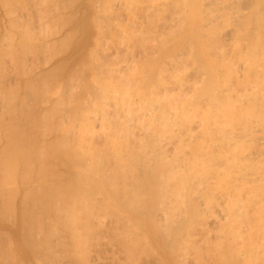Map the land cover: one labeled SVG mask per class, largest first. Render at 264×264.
Instances as JSON below:
<instances>
[{
  "label": "bare ground",
  "instance_id": "obj_1",
  "mask_svg": "<svg viewBox=\"0 0 264 264\" xmlns=\"http://www.w3.org/2000/svg\"><path fill=\"white\" fill-rule=\"evenodd\" d=\"M31 1H29V2H31ZM39 1H41V0H39ZM104 1H106L108 6L105 7V9H104V10L107 9L106 11H104V12L102 11V13H104V15L102 14V16H101V13H99V15L101 16L102 19L104 16L103 20L105 21V24L103 23V20H101V24H99L100 25L99 30L101 31L100 33H101V35L102 34L103 35L100 36L101 39L99 40L100 41L99 42L100 43V53L99 54L97 53V55H95V56H98V58H99L97 61L101 60L102 64L100 62L99 63L97 62L98 64H96V65L94 64L95 69L93 71L94 72L93 79L90 83L88 82L90 84L89 93H88V97H87L88 99L83 104H81V106L80 105L77 106V109L72 107L73 108L72 110L65 109V110H68V112L66 114L64 112L60 113L62 111V109L59 110V105H60L59 103H61L60 100L62 98L60 96H58V97H60V100L58 98L59 103H56V105L59 104L57 106H58V110L60 112L57 110L56 111L59 112L60 115L58 114V116H57L58 121L57 120L56 121L59 122V124L60 123L61 124L66 123V120L69 117L67 118V116H66L63 118V116L68 115L69 112H71L69 114H72V113L75 114V119H74L73 123L69 126L68 130L64 131V135L62 134L63 136H60V138H58V137H55V139L53 138L55 143L57 142V139H58V142L56 143L58 150H57L56 154L54 153V156H56V157H54L53 154L52 155L50 154V157L52 156L53 158H55V161L51 160L48 162V159H50V158H48V159L46 158L47 161L44 160V158L46 157L44 155L45 153H43V155L45 157L41 153V152H43L41 150V148L43 146L42 147L40 146V149H38V150H36L37 148H35L34 152H33V150L30 152V151H26L25 149H24L25 151H23V150L20 151V152H23L25 154V156L23 155V153H21V155H20L17 152V156L21 157L22 160L19 159V157L17 158V156H16V158L19 159V161H16L15 157H14L16 155V151H15L16 149L14 148L15 149L14 150L15 155L12 156L11 153L7 154V156H11L14 158L9 159V157L6 156L7 158H4V161L2 162L3 163L2 166H4L3 168L5 169L6 172H8V174H9V172H11V175H12V173L14 172L16 175L13 173L12 177L16 176L17 178L15 177L16 179L15 178L9 179V176H8V178L5 176L4 177L9 179L8 180L9 185H13V183L16 184L18 182L17 184L19 187H17V189H19V190H21V187L24 188V186L30 184V186H28V187L26 186V188H24L25 193H23L21 195V197L24 194H26L25 196H29L28 198H30L31 195L34 197V199H32V202L29 200V203L31 202L32 205L34 206L32 210H34V209L38 210L37 205H38V208H39V206H41V207H43V209H45V208L52 209L53 208L52 213H54V211H55L54 214H56V218L61 222L65 218V211L69 209V210H71V212L75 211L74 212V218L76 217L77 211L78 212L80 211L79 212L80 215H81V211H82V213H84V215L86 213V215L84 216V218L86 217V219H83V220H84V222L86 220V223H87V221L91 220L92 216L96 217L97 214H95V213L97 210L100 209V211H101V209L104 206L105 207L108 206L109 202L112 201L114 203V201H116L117 203L115 202L114 204L115 205L117 204L116 207H119L118 211H120V213L117 212V214H119V216H117V218H115L113 220L114 224H108L109 226L111 225V228L114 227V229H115V228H119L120 226L124 227L123 222H124L125 218L122 219L120 217H123L122 216L123 212H126L127 216L125 215V217L129 220V221H127V219L125 220V221H127V223L128 222L130 224L136 223L137 225L140 224V226L143 223L153 224V226H156V229H157L156 231L154 229V231L156 232V234H157V232L159 233V234H157L156 237L163 239V243H164V246L166 248L172 249L173 246L175 248V244L179 240L178 237L180 236V232L183 230L184 226L187 225V223H190L189 221H191V220L193 221V219L196 216L204 215L201 218L204 219V217H206V220L204 219V221H205L204 223L206 224V226H208L209 223L212 225H215V226L218 225V227L220 228L218 232L221 235L223 240L225 239L226 234L228 236L230 235L229 239L230 240L232 239V241H229L226 244L227 246H225L224 250H227L230 253L231 256H229V255L228 256L230 257V259L232 257L231 260H234V262H235L234 264H236V258H238L237 259V261H238L239 258L242 257L241 258L242 263L244 261V259H243L244 257H245V259H246V257H248L247 258L248 260H250L249 258H251V257L254 258L255 260L264 258V0H241V1H238V0H204V2L202 4H201V0H104ZM32 2H34V1H32ZM42 2H43V0H42ZM45 2H46V4H48V2L46 0H45ZM50 2H51V0L49 1V3ZM236 2H238V3L240 2V4H237ZM41 3H40V5H41ZM52 3H54V1ZM52 3H51V5H52ZM60 3L59 4L56 3V5L57 6L60 5ZM63 3H65V2H63ZM235 3L237 4V6H239L238 8L234 7ZM9 4H8V6H10ZM35 4L37 5V3H35ZM107 4H104V5H107ZM115 4H117V6L119 8H121L122 13L123 12L128 13L130 18L129 17L127 18V14L125 15L126 17H124V15H121L122 13H120V12H117L120 14H116V15L123 16L125 18V21H127V22L129 19L132 18L131 19L132 20L131 26L133 28L136 27L135 24L138 23L137 20H140V19H137L138 17H140L139 15L137 17V14H139L138 12L136 14L137 9L143 8L144 5H146L148 7L146 9L147 11L149 10V8H150V10L151 9L153 10V8H159V9H161L160 7H162V9L164 8V10H165L164 13L167 12V14L170 18L167 16L168 17L167 20H169V21L164 19V17L167 15V14H165L163 19L166 20V23L170 22V26H169L170 28L169 29H171L170 31H168V29L165 28L166 31H168V34L166 32H165V34H166V36L167 35L169 36V37L165 36V38L172 39L171 42L169 40L164 41L163 48L161 47V44H162L161 42H160L161 48L160 47L158 48L159 43L157 44L158 46L154 45L150 49L148 47L146 48L144 46V45L148 46V44L150 43V41H149V43L147 41V38H148L147 36H149V34H151V36H149V38H153L152 37L153 33H155L153 35L154 37H155V35L159 34L157 32L156 28L160 27V25L163 23L162 19H160V20H162L161 21L162 23H160V20L158 21L159 17L161 18L162 15H164V13L162 12L163 10H161V11L157 10V12L160 11V12H158L160 15V16H157L158 18L153 16L154 19L157 18L156 21L153 20V24H156L155 25L156 28L154 25H152V24H150V25L154 26L153 28L155 30L149 29L147 31L146 30L145 31L140 30V31L136 32L135 30H139V28L135 29V30H133V28H129L130 26H127L128 27L127 28L126 27L127 23H125V25H123L122 22L119 21V20H124V19H119L121 16L119 18H117L118 20L116 18H114L116 16L115 15L113 16V13L114 14L116 13L114 10L117 7L116 6L114 8ZM38 5H39V3H38ZM51 5H49V6H51ZM85 5H83V6H85ZM94 5H95V3H94ZM200 5L202 6L201 8H200ZM11 6H12V4H11ZM212 6H215V7H212ZM25 7H26V5H25ZM29 7H31V6H29ZM39 7H37V8H39ZM242 7H245L247 9V12H245L246 10L244 9L245 10L244 11L245 13H244ZM32 8H34V7H32ZM50 8H47V9L50 10ZM103 8H104V6H103ZM119 8L118 9L116 8V10L118 11ZM234 8L236 10H234V11L230 10V9H234ZM39 9H41V7ZM44 9H46V8H44ZM54 9H53V11H54ZM56 9L59 10L60 6H58ZM66 9H68V8H66ZM82 9H83V7H82ZM228 9H229V12H227ZM11 10L13 11V9H11ZM41 10H43V9H41ZM204 10L206 11V13L204 12ZM36 11H38V9H36ZM36 11H35V14H36ZM43 11H46V10H43ZM43 11H41V12H43ZM141 11H144V10L141 9ZM15 12L17 13L16 10H15ZM41 12H39V13H41ZM59 12H60V10H59ZM148 12H152V11H148ZM161 12L163 14H160ZM51 13H53V12H51ZM154 13H156V11ZM154 13L152 15H155ZM13 14H14V12H13ZM56 14H58L60 17V14L58 12ZM142 14L143 13H141V15ZM144 14H147L148 18L150 17L149 13L144 12ZM198 14H202L201 19H199L200 16L198 17ZM7 15L10 17L11 14L9 15L7 13ZM39 15H41V14H39ZM43 15H45V13ZM156 15H158V14H156ZM30 16H31V14H30ZM33 17H31V18L33 19ZM41 17H43V16H41ZM46 17H48L47 14H46ZM46 17H43V18H46ZM54 17H56V15H54ZM61 17H64V15ZM10 18H7V19H10ZM23 18L24 17L21 18L22 21L24 20ZM78 18H81V16L80 17L78 16ZM140 18H144V17H140ZM13 19H15V18H13ZM19 19H20V17H19ZM26 19H28V18H26ZM46 19H49V18H46ZM51 19H52V17H51ZM60 19H63V18H60ZM86 19H85V21H86ZM98 19H100V18L98 17ZM15 20H12L13 24L15 26L19 27L20 25H16L18 20L17 19H15ZM28 20L31 21V19H28ZM43 20H41V21H43ZM131 20H129L130 23H131ZM141 20H142V23H140V26L144 25L143 22H145L146 18L144 21H143V19H141ZM150 20H152V19H150ZM150 20H147V21L150 22ZM14 21H15V23H14ZM38 21L40 22V20H38ZM50 21H53V20H50ZM56 21H58V19ZM66 21L68 22V20H66ZM39 22L38 23L36 22V23L39 24ZM77 22H78V20H77ZM92 22H94V21H92ZM8 23H10V22H7V24ZM19 23H20V20H19ZM24 23H25V21H24ZM24 23H23V25H27V27H28V24H30V23H27V24H24ZM46 23L44 22V24H43L44 27L45 26L48 27L49 24L46 25ZM61 23H62V21H61ZM64 23H65V21H64ZM72 23H73V20H72ZM5 24H3V26H5ZM21 24H22V22H21ZM55 24H57V23H55ZM10 25H12V24H10ZM33 25H34V23H33ZM43 25H41L42 28H43ZM53 25H54V23H53ZM53 25L51 24L52 27H53ZM59 25H61V24H58V26ZM76 25H77V23H76ZM79 25H81V24H79ZM147 25H149V24H146V26H144V27L143 26L140 27V29H142V28L146 29L145 27L149 28L150 26H147ZM164 25H166V24H164ZM164 25H163V27H165ZM29 26L32 27V24ZM137 26L139 27V23L137 24ZM13 27L14 26H12V28ZM55 27H57V26H55ZM196 27L201 31V33H203L202 37L205 35L207 37V39H205V41H204V46H203L204 52L203 53H200L201 49H199V47H195V48H198V50L200 51L198 53L201 54V55L200 54L197 55L198 57L201 56L200 58H198L199 62H201L200 63L201 66L200 67L198 66L199 64L197 62L198 61L197 58H195V57L191 58L192 59L191 61L194 60L193 58H195L197 60V61L195 60V62L197 64L193 63L192 65L196 64L198 66V69L196 68V70H194V72L196 74H197L196 71L198 70V74H197V76H194L195 78L193 77V79H194V80L192 79L193 81L192 80L189 81L188 79H190L191 77H189L187 79V76H189V75H187L185 73L187 71V69H189V68H187L185 65L181 66V63L183 65V61L184 60L186 61V59L182 57V54H184L185 52H182V51H184L187 48H189V49L192 48V44L194 43L193 42L194 41L193 35H195V33L193 34V30ZM20 28H21V26H20ZM38 28H39V26H38ZM40 28L38 30H40ZM161 28L162 27H160V29ZM19 30H18V32H19ZM84 30H85V27H84ZM96 30H97V28H96ZM113 30H116V33L119 32V34L122 35L121 36L122 37L121 38L122 45L121 44H119V45L123 46V50L126 49L127 54H128V52H129V54H128V56H126V53H124L125 58L123 59L124 56L122 57V62H115L116 59L119 57L120 53L122 54V52H123L122 48H121L122 52L115 49L114 52H116V53H114L112 51L114 53V56H113L114 58H112V59H114L115 61L112 62V60H110L111 63H106V62L103 63L102 58H103V60H106V59H108V56H109L108 54H110V51L108 49H105V52H107L106 50L109 51V53H106L108 56H107V58L105 57V59L102 56V58L100 59L99 55L102 54V52H104V48H106V46H107V48H109L108 45L110 46L111 44L114 45V48L116 45H118L117 43L114 42L115 39L112 40V38L110 39V37H107L109 35H106L107 31L112 33ZM151 30L155 31V32L150 33ZM4 31H6V30H4ZM21 31H23V30L21 29ZM27 31H28V29H27ZM30 31L28 32V34H30ZM35 31H36V29H35ZM45 31H47V30H45ZM50 31H51V28H50ZM189 31H191V32H189ZM200 31L199 32L196 31L197 32L196 34H199V36L201 37ZM0 32H1V30H0ZM7 32H9V31H7ZM10 32H12L11 29H10ZM37 32H39V31H37ZM47 32L46 33L50 37L51 33L49 31H47ZM159 32L162 33L164 31L159 30ZM21 33H23V32H21ZM42 33H43V31H42ZM54 33H56V31ZM64 33H66V32H64ZM144 33H146V34L144 35ZM16 34H18V33H16ZM35 34H36V32H35ZM47 34H45L46 37H47ZM67 34H65V35H67ZM73 34L75 35V33H73ZM19 35H20V33H19ZM24 35H26V38H27V34L25 33ZM34 35H32V39L30 38L31 41L34 38L33 37ZM38 35H40V33ZM159 35H161V34H159ZM13 36H14V34H13ZM40 36H42V34ZM115 36H117V35L115 34ZM115 36H114V38H115ZM205 36H204V38H206ZM6 37H4V38L6 39ZM20 37H22V36H19V38ZM42 37H44V36H42ZM59 37H60V35H59ZM66 37H64V38H66ZM118 37H120V36H118ZM178 37H184V38H186V40H188V41H186L184 39L183 42L180 41L179 43H181L182 46H183L182 43H184L185 41L188 42L189 46H187V47L183 46L182 47L183 49H182L180 47L181 45L179 43H176L177 45L173 44V42L175 40H177ZM195 37H196V42H197V40H198L197 36H195ZM200 37H199V39H200ZM8 38H9V35H8ZM10 38H11V36H10ZM14 38H16V36ZM55 38H57V37H55ZM76 38H77V36H76ZM123 38H126V39L123 40ZM159 38H161V37L159 36ZM7 39L3 40V38H2L1 41H7ZM40 39H42V38H40ZM54 39H53V42H54ZM118 39H120V38H117V41H118ZM20 40H23L21 42L26 41V39H25V41H24V39H20ZM20 40H18V41H20ZM35 40H38V39L35 38ZM148 40H150V39H148ZM227 40H229V42H230V40H232V41H231V43L226 44ZM9 41H10V39H9ZM40 41H42V40H40ZM59 41H60V39H59ZM145 41H147V44H145ZM153 41L154 40H152V43H155V41L154 42ZM14 42L16 43L15 40H14ZM21 42H18V45ZM32 42L35 43V41H32ZM48 42H47V45L50 43L52 44L51 41L49 43ZM61 42H62V40H61ZM66 42H70V41H66ZM72 42H73V40H72ZM112 42H114L115 44ZM176 42H178V41H176ZM30 43H29V45H30ZM39 43L41 44L40 46L43 45V48L44 47L46 48V46H44L46 41L44 42V44H42V42H39ZM137 43L143 44V45H141V48L136 46ZM11 44H13V43H11ZM178 44H179V46H178ZM18 45L16 44V46H18ZM54 45L52 44V46H54ZM64 45H65V43H64ZM172 45H173V47L177 46V47L181 48V50L180 51L178 50V52L177 51L175 52L174 50L177 47L172 48L171 47ZM8 46H10V45H8ZM40 46H39V49H40ZM111 46H110V49H114L113 46H112V48H111ZM150 46L151 45L149 44V47ZM197 46H199V45H197ZM226 46H230V47H226ZM26 47H28L27 44L25 45L24 48H26ZM34 47H35V45H34ZM34 47H32V48H34ZM193 47H194V45H193ZM4 48H2V50ZM11 48H13V47H10V50H8V51H11ZM56 48H57V46H56ZM56 48H54V49H56ZM82 48H83V46H82ZM116 48H117V46H116ZM28 49L30 51V47ZM137 49H139L140 51H143L142 56L138 55V57L141 56L140 58L143 59V61H141V62L139 61L140 59H137V56L133 55L134 52L133 53L131 52L133 50L137 52ZM189 49H187V50H189ZM5 50H7V48ZM139 50H138V53H139ZM21 51H22V49H21ZM31 51H34V50L31 49ZM41 51L44 52V50H42V49H41ZM52 51L53 50H51V53H52ZM192 51H193V48L191 50V54H192V56H194L195 52L197 50L195 49V52H193L194 54L192 53ZM47 52H48V50H47ZM47 52H45V53H47ZM166 52H169L170 56H166L165 55ZM11 53H13V52H11ZM20 53H23V52H20ZM32 53L30 52L31 55H33ZM3 54H5V53H3ZM36 54H37V52H36ZM130 54H132L137 59V61H134L135 60L134 57L133 56L131 57ZM139 54H142V53H139ZM14 55H17V54H14ZM20 55L21 54H19L18 56H20ZM34 55H33V58H36L35 60L37 61V57H36L37 55H35V57H34ZM40 55H42V54L40 53ZM48 55H50V54H48ZM103 55H105V53ZM8 56H9V54H8ZM18 56L17 57L15 56L16 60H12V61H16L17 63L16 62L15 63L17 65H18V59H20ZM24 56L26 57L27 55H24ZM24 56H21V57H24ZM55 56H56V54H55ZM129 56L131 59L128 58ZM187 56L189 57L191 55L187 54ZM11 57H13V56L11 55ZM27 57H29V56H27ZM42 57H44V55ZM50 57H51V55H50ZM53 57H54V55H53ZM109 57L111 58L112 55L110 54ZM126 57H127V59H126ZM180 57H182L184 60L178 65V63L181 61ZM184 57H186V54L184 55ZM21 59H23V58H21ZM25 59H27V58H25ZM48 59L50 61V58H48ZM60 59H61V57H60ZM120 59H121V57H120ZM164 59H166V60H164ZM162 60L164 63L162 62V65H161L162 67H160V70L157 71L158 69L156 67L160 66V63H161L160 61H162ZM188 60H190V59L188 58ZM119 61H121V60H119ZM77 63H79V62H77ZM86 63H88V62H86ZM23 64H24V59H23ZM31 64H33L32 61H31ZM56 64H58V63H56ZM70 64H72V63H70ZM19 65H20V67L22 66L21 64H19ZM27 65H28V62H27ZM42 65H43V63H42ZM188 65H190V64H188ZM225 65H227V67H228V71L226 70L227 72L223 71V69H224L223 67ZM32 66H35V64L31 65L30 67H32ZM36 66H38V65H36ZM71 66H73V65H71ZM169 66H173V69L171 71L166 70L169 68ZM197 66H195V67H197ZM51 67H53V66H51ZM152 67L154 69H157L155 71H157L158 74L156 72H154V70H151ZM195 67L193 66L194 69H195ZM207 67L209 68V71H208ZM227 67H225V68H227ZM17 68H18V66L15 69L16 71H17ZM36 68L38 69L39 67H36ZM70 68H68V69H70ZM74 68H76V66ZM185 68H187V69L185 70ZM78 69H80V68H78ZM30 70H31V68H30ZM81 70H84V69H81ZM150 70L152 71V73ZM75 71H76V69H75ZM164 71L165 72L167 71V72L164 74ZM188 71H187V73H188ZM192 71H193V69H192ZM192 71H189V72L191 73ZM49 72H50V70H49ZM153 72L158 75V76H156V74H155V76L158 79L155 78L154 80H151L152 79L151 75L154 74ZM18 73L20 74L19 71L17 72V74ZM32 73H30V74H32ZM73 73H74V71H73ZM44 75H46V74H44ZM80 75H82V73ZM83 75H82V77H83ZM193 75H195V74H193ZM3 76H5V75H3ZM38 76H40V74ZM69 76H70V73H69ZM72 76H74V75H72ZM42 77H43V74H42ZM51 77H52V75H51ZM48 78H49V76H48ZM54 78H56V77H54ZM75 78H78V77L76 76ZM26 79H27V77H26ZM32 79H34V78H32ZM47 79H43V81L47 80ZM75 80H77V79H75ZM79 80L80 79L78 78V82H80ZM43 81L41 82V79H40V82L42 84L45 83V81H44V83H43ZM71 81L74 82V80H70V82ZM0 82H2V81H0ZM16 82H18V81H16ZM16 82L13 84L15 88L17 87V86H15ZM30 82H31V77H30ZM3 83L4 82H2V85H4ZM24 83H26V81ZM24 83H23V85H24ZM27 83L29 84V82H27ZM31 83H32V87H34L35 85L33 86V82H31ZM36 83H38V82H36ZM46 84H47V81H46ZM76 84H77V82H76ZM66 85H68V84H66ZM78 85H80V83ZM38 86H39V84H38ZM8 87H9V85H8ZM21 87L24 88V86H21ZM71 87H73V86H71ZM79 87L80 86H77V88H79ZM1 88H2V86H1ZM30 88H31V84H30ZM40 88L41 87L39 86L38 89L40 90ZM48 88L46 89L47 91H48ZM52 88H54V87H52ZM31 89H33V88H31ZM41 89H43V88H41ZM54 89H56V87ZM27 90H29V89H27ZM35 90H37V89H35ZM50 90H52V89L50 88ZM71 90L73 91V89H71ZM14 91H15V89H14ZM20 91H21V89H20ZM29 91H28V94H29ZM38 91H35V92L37 93ZM67 91H66V94H68ZM12 92H10V93H12ZM62 92L65 93L64 91H62ZM10 93L8 91V94H10ZM15 93H17V92H15ZM22 93H23V91H22ZM24 93H25V91H24ZM31 93L33 95L34 91ZM40 93H44V95H46L45 89H44V92L42 91ZM40 93L38 92V95L41 96L42 94H40ZM50 93H52V91ZM53 93H55V92H53ZM61 93H60V95L63 94V93L62 94ZM2 94H4V93H2ZM29 95L31 96V94H29ZM52 95H54V94H52ZM63 95L66 97L65 94H63ZM0 96H2V95H0ZM8 96L11 99L14 98V96H12V95H11L12 97H10V95H8ZM47 96L48 95H46V97ZM15 97H16V95H15ZM19 97H20V95H19ZM19 97H17V98H19ZM25 97H26V93H25ZM25 97H24V99H25ZM49 97H51V96H49ZM9 98H6V99L9 100ZM20 98H22V97H20ZM32 98H31V100H32ZM3 99H5V97ZM11 99H10V101H11ZM55 99L57 100V98H55ZM66 99H64V100H66ZM0 100H2V98ZM17 100L14 101L15 104H12L13 107H14V105L16 106ZM20 100L23 101V99H19V103H21ZM25 100H24V102H25ZM40 100H42V98ZM36 101H37V103H39L38 100H36ZM24 102H22V103L24 104ZM41 102L39 104H41ZM66 102H68V101H66ZM32 103H35V102L33 101ZM47 103H49V102L47 101ZM52 103H53L52 105L55 104V102H52ZM2 104L3 103H1L0 105L2 106ZM28 104H29L28 106H30V103H28ZM43 104L44 103H42V105ZM63 104L64 103L62 101V105ZM69 104L71 105V103L68 102V105ZM9 105H11V102ZM32 105H34V104H32ZM56 105H55V107H56ZM4 108H5V110H6V108L9 109L8 107H4ZM11 108L12 107H10V110H11ZM19 108L20 109H22V108L27 109L26 106L22 107V108L18 107L17 110ZM32 108H33V106H32ZM41 108H44V107L42 106ZM46 108H48V106ZM0 109H2V108L0 107ZM49 109L53 110L52 107L50 108V105L46 111L50 114L51 112H49L50 111ZM17 110L14 109V111H17ZM2 111H4V110H2ZM6 111H4V112L6 113ZM56 111L53 115L56 114ZM42 112H43V110H42ZM46 112L44 111L43 112L44 115H42V116H46ZM53 112H54V110H53ZM7 113L9 114L8 111H7ZM11 113H13V112H11ZM24 113H22V115ZM63 113L65 115H63ZM2 114H4V113H2ZM15 114H17V112ZM29 114L31 115L32 113H29ZM40 114H41V112H39V115ZM61 114L63 116H61ZM22 115L19 118H22ZM18 116H17V124L20 121ZM33 116H36V115L33 114ZM50 116L55 117L52 115H50ZM60 116H61V119L59 118ZM0 117L2 118V116H0ZM26 117H25V119H26ZM39 117H41V115ZM47 117H49V116L47 115ZM51 117H50V119H51ZM4 118H3V120H4ZM33 118H35V117H33ZM36 118H37V116H36ZM41 118L43 119L44 117H41ZM64 119H66V120L64 121ZM9 120H11V115H10L9 119L6 121H9ZM15 120H14V122H15ZM26 120H24L23 122H26ZM31 120L34 121V119H31ZM41 120L39 121L40 123L37 122L38 125L41 124ZM52 120H55V119H52ZM52 120L48 119L47 122L52 121ZM42 121H46V120H42ZM56 121H54L55 123L54 122L51 123L52 124L51 126H53L54 124L57 125ZM1 122H3V121H1ZM23 122H21V123H23ZM27 122H29V119ZM47 122H46V126H43V127H45V129L47 128V126H49V125H47L48 124ZM4 123H6V122L4 121ZM10 123L7 122V126ZM34 123H36V121L33 122V124ZM14 124H16V123H14ZM14 124H12V125H14ZM28 124H30V123H28ZM28 124H27V127H28ZM31 124H30V126L32 127L33 124L32 125ZM68 124L69 123H67V125ZM1 125H0V127H1ZM18 125H19L18 127L21 126L20 123ZM60 125H59V127H62V125L61 126ZM7 126H6V128H7ZM51 126H49V127L51 128ZM49 127L47 128V131H48V129L50 130ZM54 127H56V126H54ZM11 128H13V126H11ZM16 128H17V126H16ZM16 128H15V130H16ZM24 128H26V127H24ZM33 128H31V129H33ZM40 128H41V130H39L40 131L39 133L41 134V132L44 131L45 129L43 128L44 130H42V127H40ZM53 129L55 130V128H52V130H50L49 132L53 131ZM59 129H63V128H59ZM10 130L12 131V129H10ZM20 130H21V128H19V131ZM28 130H30V129H28ZM21 131H23V130H21ZM47 131H46V133L44 131V135L46 134L48 136ZM58 131H57V133H58ZM3 132H4V128H3ZM32 132L33 131H31V133ZM15 133L17 136H21V134H17L18 132H15ZM25 133H26V131H25ZM36 133L37 132H35L34 135ZM1 134H2V132H1ZM4 134H2V136H4ZM6 134H7V132H6ZM50 134H52V132ZM27 135H28V133H27ZM29 135H31V134H29ZM41 135H39L38 137H41ZM44 135H43V137H44ZM13 136H15V135H13ZM9 137H12V135H10ZM22 137H24V136H21V138ZM31 137H34V136H31ZM31 137L29 138V136H28V138L31 139V141H32ZM35 137H37V134L35 135ZM5 138H6V135H5ZM18 138H20V137H18ZM51 138H52V136H51ZM2 139H3V137H1V140ZM53 139H50V137H49L48 140H52V142L51 141L50 142L52 143V145L56 146V144H54V142H53ZM43 140H45V139H43ZM43 140L38 141V142H40V143L44 142L43 144H45L46 141H43ZM16 141H18V140H16ZM21 141H22V139H21ZM26 141H24V142H26ZM7 143L9 144V146H11L9 142H6V144ZM29 143H31V142H29ZM35 143H36V141H35ZM46 143L48 144V142H46ZM24 144H22V145H24ZM15 146L17 147V144L16 145L14 144V147ZM27 146H25V147H27ZM35 146H36V144L34 145V147ZM37 146H38V144H37ZM11 147H9V148H11ZM45 147H47V145ZM45 147L43 148L44 151H45ZM3 148H1V149H3ZM32 149H33V146H32ZM17 150H19V148ZM29 150H31V149H29ZM39 150H41V152H39ZM53 150L54 149H52V151ZM11 152L13 153V151H11ZM50 153H53V152H50ZM9 154H11V155H9ZM4 156H5V154H4ZM23 157L25 159H23ZM0 160H2V159L0 158ZM48 163H50V165ZM47 166L52 167L51 168L52 170L51 169L49 170ZM47 169L49 170L48 172L52 171L51 174H47L48 173ZM24 172H26V175H24L25 174ZM2 173H3V175L6 174V173H4V171ZM3 175H1V177ZM11 175H10V177H11ZM38 175H39V177H40V175H44V177L43 176H41V177L45 178V180H44L45 182H42V178L37 177ZM36 177L39 178L38 182L36 181V179H37ZM20 178H22V180ZM0 180L2 181V179H0ZM42 183H44V185H46L48 187V189L46 188L47 192L43 188H41ZM0 184H7L8 185V182L0 183ZM31 184H33V185L31 186ZM2 186H4V185H2ZM14 188L15 187L13 186V189ZM57 188H59V190L61 189L62 193H60L61 190H60V192L57 191L58 193L57 192L55 193ZM3 189H5V188H3ZM13 189H12V191H13ZM17 189L15 188V193H16ZM6 190H7V186H6ZM6 190H5V192H6ZM19 190H18V194L22 191L21 190L19 192ZM0 191H1V189H0ZM9 191H11V189H9ZM9 191H8V193H13V192H9ZM32 191H34V192H32ZM69 191H72V192L78 191L81 193L79 196V194L77 192V194L79 196L77 198L73 199L72 198L73 195L70 197L71 202H68V203H71V204H67V201L69 199L67 200L66 198H64V197H66L64 193H67ZM95 191H98L100 193V196L97 193L98 198L93 199L94 198L93 196H97V194L94 193ZM3 192L1 191L2 194H3ZM91 192H93V193H91ZM37 193H39L40 195H37ZM74 194L76 195V193H74ZM90 194H91V197H93V198H90ZM94 194H96V195H94ZM9 195H11V194H9ZM14 195H12V198ZM47 195H48V197H46ZM68 196H70V194H68ZM68 196H67V198H68ZM4 197H5V195H4ZM14 197L17 198L18 196L17 197L14 196ZM2 198H3V196H2ZM2 198H0V200ZM24 198H26V197H24ZM10 199H11V197L9 198V200ZM18 199H16V200H18ZM4 200H6V199H4ZM22 200L24 201V199H22ZM118 200L121 202H119ZM2 202H4V201H2ZM11 202H12V200H11ZM11 202H10V204H11ZM21 203H23V202H21ZM5 204L6 203H4L3 205H5ZM10 204L8 206H10ZM19 204H20V202H19ZM21 206H23V205L21 204ZM14 207L16 209V206H14ZM24 207L26 208L25 203H24ZM27 207H29V206L27 205ZM8 208H10V207H8ZM22 208L23 207H21L20 209L23 210ZM93 208H96V211L93 212L94 215L91 214L92 213L91 211H93ZM49 209L47 210L46 214L49 213L48 212ZM90 209H91V211H90ZM107 209H105V210H107ZM1 210H2V208H1ZM3 210H4V208H3ZM7 210H9V209H7ZM29 210H31V209H29ZM32 210H31V212H32ZM39 210H38V212H39ZM56 210H60L61 212H59L57 214ZM9 211L7 213H10ZM45 211L46 210H44V212ZM4 212L6 213L5 210H4ZM66 212H68V211H66ZM88 212H90V213H88ZM104 212H106V211H104ZM112 212H113V210H112ZM3 213H2V215L4 216ZM7 213H6V215H7ZM72 213H71V215H72ZM97 213H99V212H97ZM102 213H100V214H102ZM0 214H1V212H0ZM79 214H78V218L80 216ZM106 214H108V212H106ZM109 214H110V212H109ZM111 214H113V213H111ZM114 214H115V212H114ZM32 215H34V214H32ZM36 215L38 216V214H36ZM49 215H50V213H49ZM49 215H47V216L44 215V216L49 217ZM27 216H28V214H27ZM34 216H32V217H34ZM54 216L55 215H53L51 218H53ZM97 216L101 217V215H97ZM104 216H105V214H104ZM11 217H13V216L11 215ZM14 217H16V216L14 215ZM69 217H71V216L69 215ZM95 217H94V220L102 219V218H95ZM106 217H108V216H106ZM28 218L31 219V217H28ZM56 218L52 219L53 222ZM78 218L76 219V221L81 220L80 218L79 219ZM81 218H83V216ZM104 218L105 217H103L102 224L105 221ZM110 218H114V216L113 217L110 216ZM197 218L199 220L200 217H197ZM15 219H17V218H15ZM2 220H5V219L2 218ZM36 220H37V218H36ZM36 220L34 222L38 223V220L37 221ZM67 220H69V219H67ZM99 220H98V223H100V221H101V220L100 221ZM48 221H49V219H48ZM71 221H72V219H71ZM108 221H109L108 223H110L112 220H108ZM200 221L202 222V220H200ZM6 222L9 223V221H6ZM27 222H30V221H27ZM53 222L51 223L49 221V222H47V224L48 223L53 224ZM73 222L75 224H77V226H78V223L75 222V219L73 220ZM31 223H33V222H31ZM41 223L43 224V222H41ZM41 223H40V225H41ZM55 223H57V220L55 221ZM55 223L53 224L54 227H56ZM83 223L81 225H84ZM98 223L96 222V224H98ZM127 223H126V225H127ZM192 223H194V222H192ZM192 223H191V226H192ZM199 223L197 225H200L199 226L200 228L203 227ZM207 223H208V225H207ZM70 224H72V222ZM134 224H132V225H134ZM194 224H196V223H194ZM194 224H193V226H194ZM205 224H204V226H205ZM13 225H15L14 221H13ZM35 225H37V224H35ZM59 225H60V222H59ZM79 225H80V222H79ZM85 225H87V224H85ZM91 225H94V224L93 223L90 224L89 227H91ZM100 225L101 224H99V227L98 226L97 227L95 226V227L99 229V232H102L103 230L102 231L100 230V227H101ZM106 225H107V220H106ZM126 225H125V227H126ZM197 225H195V229L198 227ZM191 226H190L191 234L190 233L189 234L194 237L195 235H193L192 232L193 231L195 232V230H192ZM206 226H205V230H206ZM63 227L65 228V226H63ZM68 227H69V225H68ZM70 227L72 228V230L74 229L72 227V225ZM75 227H76V225H75ZM89 227H87V228H89ZM143 227H144V224L140 228H143ZM228 227H230V228L228 229ZM33 228H32V230H33ZM102 228H105V226H103ZM108 228H105V229L108 230ZM150 228L151 227H149V229ZM35 229H36V227H35ZM37 229H39V228H37ZM54 229H56V228H54ZM57 229L59 230V228H57ZM57 229H56V231H57ZM114 229H111V230H113L111 232H114ZM207 229H208V227H207ZM66 230L69 231L67 229V225H66ZM85 230L86 229L84 227V231ZM87 230H86V232H87ZM89 230L93 231V228H90ZM89 230H88V232H89ZM120 230H118V231H120ZM135 230L136 229H134V232H135ZM29 231H31L30 228H29ZM46 231L47 230H45V232ZM50 231L54 232L52 229L49 230V232ZM80 231L84 232L82 230H79V232H77V230H76V234L77 233L79 234ZM115 231H116V229H115ZM132 231H133V229L129 232L132 233ZM185 231H183L184 234H185ZM201 231L202 230L200 229V232ZM211 231H213V230H211ZM27 232H28V230H27ZM34 232H35V230H34ZM34 232H32V233H34ZM88 232H87V234L91 233V232H89V233ZM136 232H137V230H136ZM138 232H140V231H138ZM141 232L139 234H141ZM200 232L198 234L196 233V235L198 236L200 234ZM209 232L210 231H207L208 234L207 233L206 234L208 236L209 235L211 236V234H213V233L209 234ZM216 232H217V230H216ZM47 233H48V231H47ZM69 233L70 232H66L65 234L68 236ZM85 233H83V234L81 233V234L84 235ZM115 233L113 235H115ZM131 233H130V235H131ZM6 234H7V232H6ZM9 234H8V236H9ZM38 234L40 236L41 233H38ZM72 234H74V232L70 233V235H72ZM87 234H85V235H87ZM99 234L97 233V236ZM103 234L104 233H102V235ZM127 234H129V233L127 232ZM165 234H167L168 236L165 237L164 236ZM186 234H187V231H186ZM34 235H36V234H34ZM48 235L50 237L51 234H48ZM62 235H64V234H62ZM79 235H78V237H79ZM107 235H108V232H107ZM135 235H136V233L134 234V236L132 235V237H135ZM202 235H203V232H202ZM23 236H24V234H23ZM26 236H27V234H26ZM28 236L30 237V236H32V234L30 233V234H28ZM36 236L38 237V235H36ZM45 236H47V234ZM51 236H53V235H51ZM58 236H59V232H58ZM67 236H65V237L67 238ZM87 236H85V237H87ZM109 236H111V235H109ZM115 236H118V234H116ZM223 236H225V237L223 238ZM56 237H57V235H56ZM65 237H63V238H65ZM100 237H102V236H100ZM108 237H107V239H108ZM199 237H200V235H199ZM9 238H11V236ZM41 238H42V236H41ZM47 238H48V236H47ZM47 238H46V240H47ZM51 238L52 237L49 238L50 241H51ZM60 238H62V237H59L58 240ZM94 238H96V236ZM125 238H128V237L125 236ZM182 238H185V236H183ZM189 238H190V236H189ZM189 238L186 241H185L186 238L183 240L181 239L182 240L181 242L184 241L185 242V244L183 243L184 246L188 245L189 247H192L191 249H193V247L195 246L194 243L196 244V241L193 243L192 241L189 240ZM207 238H209V237H207ZM216 238L218 239V237H216ZM73 239H74V237H73ZM79 239H81V241H82V238H79ZM119 239H122V238H118V240ZM132 239H130V240H132ZM136 239H138V238H136ZM142 239H145V238H142ZM191 239L193 240V238H191ZM210 239L213 240V237L212 238L210 237ZM210 239H209V241H210ZM4 240L7 241V239H4ZM30 240H32V239H30ZM84 240H86V239H84ZM91 240H93V239H91ZM133 240L135 241V239H133ZM195 240H196V238H195ZM214 240L212 242H214ZM219 240H220V238L217 241H219ZM223 240H222V242L224 243L225 240L224 241ZM36 241H37V238L35 239V242ZM110 241H112V240H110ZM127 241L131 244V242L129 240H127ZM140 241H141V238H140ZM188 241H190V242H188ZM201 241H202V237H201ZM201 241H200V244H202ZM8 242H9V245H11V244L13 245L12 239H11V243H10V240ZM8 242L6 243V245L8 244ZM38 242H36L35 244L37 245ZM60 242H62V241H60ZM89 242L91 243L90 240H89ZM120 242L122 243L121 240H120ZM157 242H159V241H157ZM29 243L31 244L32 242L29 241ZM33 243H34V241H33ZM47 243H48V241H47ZM47 243H46V245L43 243L45 245V247L47 246ZM63 243H62V245H63ZM95 243L97 244V242H94L93 244H95ZM125 243H126V241H124V243H123L124 246L122 245L123 247H121V248H123V250H124V247L126 246ZM143 243H145V242H143ZM148 243H150V242H148ZM219 243H218V245H219ZM26 244H28V241L26 242ZM86 244H87V241H86ZM190 244H192L193 246H191ZM198 244H196V246H199ZM205 244H204V247L207 248V246H205ZM222 244H221V248H222ZM60 245H61V243H60ZM64 245H65L64 247H66L67 244H64ZM136 245L138 247L139 244H136ZM161 245H162V243H161ZM29 246L30 245L28 244V247ZM32 246L29 248L33 249ZM40 246H42V244ZM96 246H95V248H96ZM162 246H160V244H159L158 247L162 248ZM180 246H182V243H180L179 247ZM209 246L210 245H208V247ZM45 247H44V250H46L45 252H48L51 250V247H50V250L45 249ZM82 247H84V245H82ZM99 247H101V245H99ZM148 247H150V246H148ZM189 247H183L182 248L183 250L181 248H179L180 252H179V249L177 248V250H178L177 253H178V255L180 254L179 259H180V256H182V254H184L187 250H188V252L185 254H188L190 252ZM204 247H202V245H201L200 250L198 248L199 252H202V250H203V252H202L203 254L199 253V252H195L197 250L196 249L197 247H196V248H194L196 250L193 249L194 251L192 250V252L189 253V254H192L194 252V257L192 256L193 254L192 255L188 254V256H186L184 254L186 256V257H184V255H183L184 259L186 260V258L189 256H190L189 257L190 259H191V257L197 258V256H198V258H202L206 261V259L203 256H208V253L210 255V252H207L208 248L205 249ZM213 247L215 248V245ZM218 247H217V250L221 249V248L218 249ZM92 248H94V247H92ZM97 248H98V246H97ZM184 248H186V249L189 248V249L184 250ZM11 249H13V247ZM32 249H29V250H32ZM94 249H92V250H94ZM100 249H102V248H100ZM112 249L114 250V248H112ZM128 249L131 250V253L133 252V254H134V251L132 250L133 249L132 246H130V248H129V245H127V248L125 249V251ZM141 249H139V250H141ZM209 249H210V247H209ZM0 250H2L1 247H0ZM38 250L40 251L41 249L39 248V249H37V251ZM64 250L66 251L65 248L63 250L61 248L62 252ZM83 250L85 251V248L82 249V252L84 253ZM87 250H89V249H87ZM103 250H105V247ZM103 250H101V251H103ZM110 250H111V248H110ZM221 250L223 251V249H221ZM12 251H14V249ZM52 251H53V249H52ZM57 251H55V252L57 253ZM125 251H123V252H125ZM208 251H210V250H208ZM7 252L5 253V251H4L5 254H7ZM35 252L32 251V254ZM43 252H41V253H43ZM92 252L93 251L88 252V253H92ZM97 252H98V250H97ZM135 252H138V250L136 249ZM204 252L206 253V255L204 254ZM219 252H220V250L218 251V254H219ZM13 253H12V255H13ZM37 253H39V252H36L34 256L41 257L40 256L41 253H40V255ZM68 253H70V252H68ZM74 253H75V251H74ZM88 253L85 254L86 257H87ZM117 253H115V255ZM143 253H145V252L143 251ZM173 253H174V251H172V254ZM177 253H175V254H177ZM196 253H198V254H196ZM2 254H3V252H2ZM8 254H10V253H8ZM15 254H16V252H15ZM28 254H30V253L28 252ZM66 254H65V256H67V257L64 259L67 260L68 256H70L71 254L70 255L69 254L66 255ZM76 254H77V252L75 253V255ZM104 254H105V251H104ZM127 254H129V252L126 253V255H123L124 260L127 257H128L127 259L129 260V256H127ZM141 254H142V252H141ZM153 254H154V252H153ZM172 254H170V255H172ZM195 254L197 256H195ZM214 254L216 256V253H214ZM220 254L223 257V253L220 252ZM48 255H49V252L47 253V257L49 258L50 255L49 256ZM60 255H61V253H60ZM63 255L64 254H62V256ZM146 255H147V253H146ZM199 255L201 257H199ZM224 255H225V253H224ZM45 256L42 255V257H44V259H46ZM98 256H99V254H98ZM98 256H96V257L98 258ZM134 256H136V255H134ZM156 256H158V255H156ZM156 256H155V259L157 258ZM215 256H213V257L215 258ZM228 256H225V257L228 258ZM16 257H18V256L16 255ZM19 257H20V255H19ZM55 257H56V255H55ZM88 257H90V256H88ZM102 257H104V256H102ZM109 257H110V255H109ZM112 257L114 258V256H112ZM115 257H117V255ZM130 257H131L130 262L132 260L134 261V259L132 258V254L130 255ZM137 257H139V256H137ZM183 257L180 260H182ZM218 257H220V256L218 255ZM234 257H235V259H233ZM119 258L120 257L118 255L117 260L116 259L115 260L118 262ZM3 259H4V257H3ZM13 259H14V257H13ZM35 259H38V258H34V260ZM41 259L38 261H41ZM56 259H58L57 261H59L60 257L56 258ZM73 259H74V261L76 260L75 258H73ZM88 259H89V261L88 260L87 261L90 263V259H92V258H88ZM220 259H222V258L220 257ZM6 260L8 261V259H6ZM46 260H48V259H46ZM46 260H44L45 262L43 261L44 264L45 263L47 264ZM51 260H52V258H51ZM107 260H108V255H107ZM137 260H138V258H137ZM146 260H147V258H146ZM185 260H182V262ZM210 260H212V259H210ZM255 260H254V262H255ZM9 261L11 263V260H9ZM38 261H36V262L38 263ZM57 261H56V263H57ZM102 261L104 262V260H102ZM144 261H145V258H144ZM164 261H165V259H164ZM199 261H200V259H198V262H196V264H198V263L201 264V262H199ZM220 261H222V263H223V261H226V260L223 257V260H220ZM68 262H70V260ZM94 262H96V261H94ZM178 262L180 263L181 261L178 260ZM194 262H195V260H194ZM211 262H214V261L212 260ZM216 262L218 263L219 260L218 261L215 260L214 264H216ZM251 262H252V264H257V262H259V260L256 263H253V261H251ZM251 262H249L247 260L244 261L245 264L246 263L251 264ZM260 262H259V264H261ZM262 262H264V260H262ZM5 263H7V262H5ZM15 263L16 262H14V264ZM32 263L33 262H31V264ZM40 263H42V262H40ZM61 263H62V261H61ZM71 263H72V261L70 262V264ZM123 263L125 264V262H123ZM128 263H129V261H128ZM186 263H187V261H186ZM226 263H228V259H227ZM48 264H51V263H48ZM98 264H99V262H98ZM118 264H120V263H118ZM136 264H139V262ZM144 264H146V263H144ZM153 264H154V262H153ZM183 264H184V262H183ZM188 264H189V262H188Z\"/></svg>",
  "mask_w": 264,
  "mask_h": 264
},
{
  "label": "rangeland",
  "instance_id": "obj_2",
  "mask_svg": "<svg viewBox=\"0 0 264 264\" xmlns=\"http://www.w3.org/2000/svg\"><path fill=\"white\" fill-rule=\"evenodd\" d=\"M20 1V2H19ZM28 0H0V30H1V32H0V81H2V82H4L3 84L4 85H2V82H0V95H2V96H0V99L2 98V100H0V104L1 103H3L2 104V106L0 105V107L2 108V109H0V116H2V118L0 117V125H1V129H0V131L2 132V134H4V136H2V134H1V132H0V136L1 137H3V139L1 140V137H0V147L1 148H3V149H1L0 148V158L2 159V160H0V179H2V181L0 180V183H6V182H8V185H9V179L10 178H15L16 176V174L14 175L15 177H12L13 176V173H12V175H11V172H9V174H8V172H6L5 171V169L3 168L4 166H2L3 165V161H4V158H7V157H9V159L11 158V159H13L14 157H15V160L16 161H19V159H21V157H19V156H17V152H18V154H20L21 155V153H23V152H20V151H32L33 150V152H34V150H35V148H37L36 150H38V149H40V146L42 147L41 148V150L43 151V152H41V150H39V152H41L42 153V155H43V153H45L44 155L46 156H44L43 158H44V160H46L47 161V159L48 158H50V159H48V162L49 161H55V158H53L52 156L50 157V154L52 155L53 154V156H54V153L56 154L57 153V150H58V148H57V142H58V139H57V142L55 143V141H54V139H55V137H58V138H60V136H63L64 135V131H66V130H68V128H69V126L73 123V121H74V119H75V114H69V113H71V112H69L68 113V115H65L67 112H68V110H72L73 108H76L77 109V106H81V104H83L88 98V93H89V88H90V82L92 81V79H93V75H94V69H95V66H94V64L96 65V64H98L99 62L102 64V62H101V60L100 61H97L99 58H98V56H95V55H97V53L99 54L100 53V36H102L101 35V31L99 30V24H101V20H103L104 19V16H103V19L101 18V16H102V14L104 15V13H102V11L104 12V11H106V10H104L105 9V7H107L108 6V4L106 3V1H104V0H51V2L49 3V1L50 0H46L47 2H48V4H46V2H45V0H43V2H42V0L41 1H39V0H32V1H34V2H32L31 0H29V1H31V2H27ZM54 1V3H52ZM80 1V2H79ZM85 1V2H84ZM98 1V2H97ZM104 1V2H103ZM238 1H241V0H238ZM42 2V3H41ZM45 2V3H44ZM61 2V3H60ZM63 2H65V3H63ZM204 2V0H201V4ZM10 3V4H9ZM15 3V4H14ZM18 3V4H17ZM30 5H29V4ZM35 3H37V5L35 4ZM38 3H39V5H38ZM40 3H41V5H40ZM51 3H52V5H51ZM56 3H60V5H58V6H60V12H59V10L58 9H56L58 6L56 5ZM88 3V4H87ZM94 3H95V5H94ZM98 3V4H97ZM107 4V5H104V4ZM209 3V2H208ZM237 4H240V2L238 3V2H236ZM234 4V7H236V8H238L239 6H237V4ZM8 4L10 5V6H8ZM11 4H12V6H11ZM46 4V5H45ZM66 4V5H65ZM74 4V5H73ZM85 5V6H83V5ZM25 5H26V7H25ZM28 5V6H27ZM49 5H51V6H49ZM55 5V6H54ZM102 5V6H101ZM20 6V7H19ZM29 6H31V7H29ZM41 7V9H43V10H46V11H43V10H41V9H39L40 7ZM53 6V7H52ZM69 6V7H68ZM88 6V7H87ZM100 6V7H99ZM103 6H104V8H103ZM117 6V4H115V6H114V8ZM11 7V8H10ZM24 7V8H23ZM32 7H34V8H32ZM37 7H39V8H37ZM46 8V9H44V8ZM51 7V8H50ZM62 7V8H61ZM78 7V8H77ZM82 7H83V9H82ZM98 7V8H97ZM146 7V8H145ZM202 6L200 5V8H201ZM212 7H215V6H212ZM10 8V9H9ZM47 8H50V10L49 9H47ZM54 9V11H53V9ZM66 8H68V9H66ZM72 8V9H71ZM81 8V9H80ZM103 8V9H102ZM117 9L119 8L118 6L116 7ZM116 8H115V14L113 13V16L115 15L116 17H114V18H119L121 15H124V17H126L125 15L127 14V18L129 17V14L128 13H125V12H123L122 13V11H121V8H119V10L117 11L116 10ZM148 7L146 6V5H144L143 6V8H141L142 10H144V11H141V9H137L136 10V14H137V12L139 13V14H137V17H138V15L140 16V17H144V18H140V17H138L137 19H143V21L145 20V18H146V20H145V22H143L144 23V25H142L143 27L144 26H146V24H149V25H147V26H150L149 28L148 27H145L146 29H140V27H142V26H140V23H142V20L140 21V20H137V22L139 23V27L137 26V24L138 23H136L135 25H136V27L135 28H133L131 25H132V18L131 19H129V20H131V23H130V21L128 20V22L127 21H125V18L123 17V16H121L119 19H124V20H119L120 22H122V24L123 25H125V23H127L126 24V27L127 26H130L129 28H133V30H135V29H138L139 28V30H135L136 32H138V31H140V30H149V29H152V30H155L153 27L156 25V24H153V20L154 21H156V19L158 18L157 16H160L159 15V13L158 12H160L161 10H163L162 12L164 13L165 12V10H164V8L162 9V7H160L161 9H159V8H153V10L151 9L150 10V8H149V10L148 11H152L153 13L156 11V13H154L155 15H152L153 13L152 12H148L146 9H147ZM243 8V12L245 11V12H247V9L245 8V7H242ZM11 9H13V11L11 10ZM26 9V10H25ZM29 9V10H28ZM31 9V10H30ZM36 9H38V11L39 12H41V11H43V12H41V13H39L38 11H36ZM71 9V10H70ZM102 9V10H101ZM245 9V10H244ZM9 10V11H8ZM15 10L17 11V13L15 12ZM75 10V11H74ZM79 10V11H78ZM83 10V11H82ZM98 10V11H97ZM139 10V11H138ZM157 10H160V11H158L157 12ZM231 11H234V10H236L235 8L234 9H230ZM30 11V12H29ZM35 11H36V14H35ZM81 11V12H80ZM101 11V12H100ZM141 11V12H140ZM13 12H14V14H13ZM38 12V13H37ZM51 12H53V13H51ZM59 13L60 14V17H59V15L58 14H56V13ZM117 12H120V13H122L121 15H116V14H120V13H117ZM135 12V11H134ZM144 12L145 13H149L150 15V17L148 18V15L147 14H144ZM160 13V14H163V13ZM204 12L206 13V11L204 10ZM227 12H229V9H228V11ZM244 12V13H245ZM7 13L10 15V17L12 18H10L8 15H7ZM45 13V15H43ZM64 13V14H63ZM95 13V14H94ZM99 13H101V16L99 15ZM141 13H143L142 15H141ZM203 13V12H202ZM6 14V15H5ZM16 14V15H15ZM18 14V15H17ZM30 14H31V16H30ZM33 14V15H32ZM39 14H41V15H39ZM46 14H47V16L48 17H46ZM64 15V17H61V16H63ZM81 14V15H80ZM156 14H158V15H156ZM165 14H167V12L166 13H164V15H162V17L160 18L159 17V19H158V21L160 20V19H162V20H160V23H164V24H166V25H164L163 23L160 25V27H162L161 29H160V27H157L160 31L162 30V31H164V32H162V33H160L159 32V30L156 28V26H155V28H156V30H157V32L159 33V34H161V35H159L157 32V34L161 37V38H159V36L158 35H155V37L153 36L155 33H153V32H155V31H150V33H153L152 34V37L153 38H149V36H151V34H149V36H147L148 38H147V41H148V43H149V41H150V47H149V44H148V46L147 45H144L146 48L148 47L149 49L152 47V46H158L157 44L159 43V46H158V48L160 47V44H161V47L163 48V43H164V41H170L171 42V40L172 39H167V38H165V36H166V34H165V32L168 34V31H170L171 29H169L170 27V22H167L166 23V20L168 19V14L165 16ZM20 15V16H19ZM35 15V16H34ZM39 15V16H38ZM51 15V16H50ZM54 15H56V17H54ZM96 15V16H95ZM99 15V16H98ZM147 15V16H146ZM152 15V16H151ZM204 15V14H203ZM8 16V17H7ZM16 16V17H15ZM24 17L23 19V21L21 20V18L22 17ZM29 16V17H28ZM34 16V17H33ZM37 16V17H36ZM41 16H43V17H46V18H49V19H46V18H43V17H41ZM68 16V17H67ZM78 16L80 17L81 16V18H78ZM118 16V17H117ZM153 16H155V17H157L156 19H154V17ZM165 16V17H164ZM168 16V17H167ZM200 16V17H199ZM19 17H20V19H19ZM31 17H33V19L31 18ZM41 17V18H40ZM51 17H52V19H51ZM58 17V18H57ZM74 17V18H73ZM98 17L100 18V19H98ZM152 17V18H151ZM163 17H164V19H166V20H164L163 19ZM198 17H199V19H201L202 18V14H198ZM7 18H10V19H7ZM13 18H15V19H17L18 21H17V23H16V25H20L21 26V28H20V26L18 27V26H15L14 24H13V21L12 20H15V19H13ZM26 18H28V19H31V21H29L28 19H26ZM60 18H63V19H60ZM78 18V19H77ZM87 18V19H86ZM126 18V19H127ZM130 18V17H129ZM170 18V17H169ZM40 20V22L42 23H40L38 20ZM44 19V20H43ZM55 19V20H54ZM58 19V21H56ZM76 19V20H75ZM85 19H86V21H85ZM89 19V20H88ZM150 19H152V20H150ZM4 20V21H3ZM19 20H20V23H19ZM34 20V21H33ZM41 20H43L45 23H46V25H48V27L47 26H45L44 27V22L43 21H41ZM48 20V21H47ZM50 20H53V21H50ZM60 20V21H59ZM66 20H68V22L66 21ZM72 20H73V23H72ZM77 20H78V22H77ZM118 20V19H117ZM147 20H150V22L149 21H147ZM12 21V22H11ZM16 21V20H15ZM15 21H14V23H15ZM24 21H25V23H24ZM29 21V22H28ZM50 21V22H49ZM61 21H62V23H61ZM64 21H65V23H64ZM76 21V22H75ZM92 21H94V22H92ZM125 21V22H124ZM147 21V22H146ZM162 21V22H161ZM167 21H169V20H167ZM7 22H10V23H8L7 24ZM21 22H22V24H21ZM34 23V25H33V23ZM39 22V24H37V23ZM49 22V23H48ZM71 22V23H70ZM82 22V23H81ZM100 22V23H99ZM188 22V21H187ZM6 23V24H5ZM23 23L24 24H27V23H30V24H28V27H27V25H23ZM53 23H54V25H53ZM55 23H57V24H55ZM76 23H77V25H76ZM88 25H87V24ZM103 23L105 24V21L103 20ZM155 23V22H154ZM3 24H5V26H3ZM10 24H12V25H10ZM32 24V27H30L29 25H31ZM51 24L53 25V27L51 26ZM58 24H61V25H59L58 26ZM63 24V25H62ZM74 24V25H73ZM79 24H81V25H79ZM150 24H152V25H154V26H152V25H150ZM41 25H43V28H42V26ZM76 25V26H75ZM163 25L165 26V27H163ZM12 26H14L13 28H12ZM37 26V27H36ZM38 26H39V28H40V30H38L39 28H38ZM50 26V27H49ZM55 26H57V27H55ZM105 26V25H104ZM3 27V28H2ZM17 27V28H16ZM30 27V28H29ZM55 27V28H54ZM82 29H81V28ZM84 27H85V30H84ZM7 28V29H6ZM24 28V29H23ZM32 28V29H31ZM36 29V31H35V29ZM47 28V29H46ZM50 28H51V31H50ZM57 28V29H56ZM80 28V29H79ZM96 28H97V30H96ZM128 28V27H127ZM148 28V29H147ZM166 28V29H168V31H166V29L164 30V29ZM10 29L12 30V32H10ZM15 29V30H14ZM20 29V30H19ZM21 29L23 30V31H21ZM27 29H28V31H27ZM34 29V30H33ZM49 29V30H48ZM73 29V30H72ZM89 31H88V30ZM198 28L196 27L194 30H193V34L195 33V35H193L194 37V43L192 44V48H193V51H192V53L193 52H195V49L197 50L196 52H195V55L194 56H192V54H191V50H192V48H187V49H189V50H187V49H185L184 51H182V52H185L184 54H182V57L183 58H185L186 59V61L182 58V57H180V59H181V61L178 63V65L183 61V65H182V63H181V66H186L187 68H189V69H187V68H185V70L187 69V71L189 70V71H192V69H193V71L190 73L189 71H188V73H187V71L185 72L187 75H189V76H187V79L189 78V77H191L190 79H188L189 81L190 80H192L193 79V77L194 76H197V74H198V70L196 71L197 72V74L194 72V70H196V68L198 69V66L200 67L201 66V62H199V59L198 58H200L201 56H197V55H199L200 53H203L204 51H203V46H204V41H205V39H207V37L206 38H204V36L202 37V34L203 33H201V31L198 29ZM4 30H6V31H4ZM18 30H19V32H18ZM31 30V31H30ZM45 30H47V31H49L50 33H51V36L49 37V35L47 34L48 32L47 31H45ZM53 30V31H52ZM61 30V31H60ZM82 30V31H81ZM4 31V32H3ZM7 31H9V32H7ZM15 31V32H14ZM30 31V34H28V32ZM37 31H39V32H37ZM41 31V32H40ZM42 31H43V33H42ZM56 31V33H54ZM63 31V32H62ZM88 31V32H87ZM196 31H200V35H201V37L199 36V34H196L197 32ZM14 32V33H13ZM21 32H23V33H21ZM34 32V33H33ZM35 32H36V34H35ZM45 32V33H44ZM47 32V33H46ZM58 32V33H57ZM60 32V33H59ZM64 32H66V33H64ZM78 32V33H77ZM189 32H191V31H189ZM5 33V34H4ZM9 33V34H8ZM11 33V34H10ZM16 33H18V34H16ZM19 33H20V35H19ZM27 34V38H26V35H24V34ZM32 33V34H31ZM40 33V35L42 34V36H44V37H42V36H40V35H38ZM49 33V34H50ZM62 33V34H61ZM68 33V34H67ZM73 33H75V35L73 34ZM82 33V34H81ZM118 33V34H117ZM116 33V30H113V32L111 33V32H106V35H109V36H107V37H110V39L112 38V40H114L115 39V43H117L118 45H116L117 46V48H116V46H115V48H114V45L113 44H111L112 46H113V48L114 49H110V46L108 45V47L109 48H107V46H106V48H104V52H102V54H100L99 55V57H100V59L102 58V56L104 57V59H105V57L107 58V56L109 55L110 56V54L112 55V57L110 58L109 56H108V59H106V60H103V58H102V61H103V63H111L110 62V60H112V62L113 61H115L114 59H112V58H114L113 56H114V53H116V52H114L115 51V49L116 50H118V51H120V52H122V54L120 53V55H119V57L116 59V61L115 62H122V57H123V59L125 58V55H124V53H126V56H128V54H129V52H128V54H127V52H126V49H124L123 50V46H120L119 44H121L122 45V43H121V36L122 35H120L119 34V32H117ZM9 35V38H8V35ZM13 34H14V36H13ZM16 34V35H15ZM22 34V35H21ZM35 34V35H34ZM44 34V35H43ZM45 34H47V37H46V35ZM65 34H67V35H65ZM111 34V35H110ZM115 34L117 35V36H115ZM146 33H144V35H145ZM165 34V35H164ZM3 35V36H2ZM5 35V36H4ZM32 35H34L33 37V40L32 41H35V43L34 42H32L31 41V39H32ZM39 37H38V36ZM59 35H60V37H59ZM95 35V36H94ZM164 35V36H163ZM191 35V34H190ZM7 36V37H6ZM10 36H11V38H10ZM16 36V38H14ZM19 36H22V37H20L19 38ZM24 36V37H23ZM31 36V37H30ZM67 36V37H66ZM75 36V37H74ZM76 36H77V38H76ZM90 36V37H89ZM113 36V37H112ZM114 36H115V38H114ZM118 36H120V37H118ZM189 36V35H188ZM195 36H197V42H196V37ZM4 37H6V39H7V41H1V39L3 38V40H6ZM53 37V38H52ZM55 37H57V38H55ZM64 37H66V38H64ZM98 37V38H97ZM120 38V39H118V41H117V38ZM158 37V38H157ZM163 37V38H162ZM166 37H169L168 35L166 36ZM186 37V36H185ZM199 37H200V39H199ZM18 38V39H17ZM31 38V39H30ZM35 38L36 39H38V40H35ZM40 38H42V39H40ZM46 38V39H45ZM49 38V39H48ZM55 38V39H54ZM75 38V39H74ZM96 40H95V39ZM157 38V39H156ZM177 38V37H176ZM183 38V39H182ZM187 38V37H186ZM186 38H184V37H178V39L177 40H175L174 42H173V44H175V45H177L176 43H179L180 41L181 42H183V40L185 39L186 40ZM9 39H10V41H9ZM20 39H24V41H25V39H26V41L25 42H21V41H23V40H20ZM53 39H54V42H53ZM59 39H60V41H59ZM70 39V40H69ZM124 39H126V38H123V40ZM148 39H150V40H148ZM160 41H159V40ZM167 39V40H166ZM182 39V40H181ZM14 40L16 41V43L14 42ZM18 40H20V41H18ZM40 40H42V41H40ZM61 40H62V42H61ZM72 40H73V42H72ZM76 40V41H75ZM83 40V41H82ZM152 40H154L155 41V43H152ZM13 41V42H12ZM46 41V43H45V45L44 46H46V48L44 47L43 48V45L42 46H40L41 44L39 43V42H42V44H44V42ZM52 42V44L54 45V46H52V44L50 45V44H48L47 45V42ZM59 43H58V42ZM66 41H70V42H66ZM140 41V40H139ZM147 41H145V44H147ZM153 41V42H154ZM159 41V42H158ZM176 41H178V42H176ZM186 41H188V40H186ZM184 42V43H182L183 44V46L184 47H187V46H189V44H188V42ZM231 41L232 40H230V42H229V40H227V42H226V44H229V43H231ZM18 42H21L19 45H18ZM31 42V43H30ZM48 42V43H49ZM56 42V43H55ZM84 42V43H83ZM114 42H112V43H114ZM120 42V43H119ZM161 42V43H160ZM196 42V43H195ZM11 43H13V44H11ZM15 43V44H14ZM29 43H30V45H29ZM33 43V44H32ZM39 43V44H38ZM64 43H65V45H64ZM114 43V44H115ZM153 45H152V44ZM6 44V45H5ZM16 44L18 45V46H16ZM27 44V46L28 47H26V48H24L25 47V45ZM70 44V45H69ZM180 45H181V43H179ZM179 44H178V46H179ZM8 45H10V46H8ZM13 45V46H12ZM32 45V46H31ZM34 45H35V47L37 48H35L34 47ZM50 45V46H49ZM69 45V46H68ZM99 45V46H98ZM126 45V44H125ZM141 45H143L142 43H137L136 44V46L137 47H140L141 48ZM193 45H194V47H193ZM197 45H199V46H197ZM8 46V47H7ZM20 46V47H19ZM39 46H40V49H39ZM52 46V47H51ZM56 46H57V48H56ZM82 46H83V48H82ZM95 46V47H94ZM112 46H111V48H112ZM120 48H119V47ZM182 45L180 46L181 48L183 47ZM5 47V48H4ZM10 47H13V48H11V51H8V50H10ZM23 47V48H22ZM30 47V51H29V48ZM32 47H34V48H32ZM56 48V49H54V48ZM65 47V48H64ZM160 47V48H161ZM172 48H176L177 46H174L173 47V45L171 46ZM191 47V46H190ZM195 47H199V49H201V52L198 50V48H195ZM226 47H230V46H226ZM2 48H4L3 50H2ZM7 48V50H5ZM22 49V51H21V49ZM49 48V49H48ZM63 48V49H62ZM82 48V49H81ZM121 48H122V51H121ZM181 48H179V47H177L174 51L176 52H178V50L180 51L181 50ZM13 49V50H12ZM16 49V50H15ZM19 49V50H18ZM31 49L32 50H34V51H31ZM41 49L42 50H44V52L43 51H41ZM46 49V50H45ZM68 49V50H67ZM86 49V50H85ZM105 49H108L109 51H110V54H106V53H109V51L108 50H106L107 52H105ZM183 49V48H182ZM24 50V51H23ZM28 50V51H27ZM36 50V51H35ZM41 52H40V51ZM47 50H48V52H47ZM51 50H53L52 51V53H51ZM136 50V49H135ZM138 50L139 49H137V52L136 51H131L132 53H133V55L134 56H137V59H140L139 61L141 62V61H143V59L142 58H140L142 55H143V51H140L139 50V53H142V54H139L138 53ZM162 50V49H161ZM23 52V53H20V52ZM50 51V52H49ZM64 53H63V52ZM68 51V52H67ZM93 53H92V52ZM114 53H113V52ZM190 53H189V52ZM5 53V54H3V53ZM8 52V53H7ZM11 52H13V53H11ZM30 52L34 55H37L36 57H37V61L35 60L36 58H33V55H31L30 54ZM36 52H37V54H36ZM45 52H47V53H45ZM59 52V53H58ZM66 52V53H65ZM87 52V53H86ZM112 52V53H111ZM187 52V53H186ZM198 52H200V53H198ZM26 53V54H25ZM40 53L42 54V55H40ZM58 53V54H57ZM61 53V54H60ZM105 53V55H103ZM167 53V54H166ZM165 53V55L166 56H170V54H169V52H166ZM197 53V54H196ZM3 54V55H2ZM8 54H9V56H8ZM13 56V57H11V55ZM14 54H17V55H14ZM19 54H21L20 56H18ZM39 54V55H38ZM48 54H50L51 55V57H50V55H48ZM55 54H56V56H55ZM137 54V55H136ZM186 54V57H184V55ZM187 54H189V55H191V56H187ZM194 54V53H193ZM24 55H27V56H29V57H25ZM35 55H34V57H35ZM44 55V57H42ZM53 55H54V57H53ZM61 55V56H60ZM132 54H130V56L132 57L133 56ZM138 55H141V56H139L138 57ZM201 55V54H200ZM7 56V57H6ZM18 56L20 59H18V65L16 64L17 62L16 61H12V60H16V57ZM21 56H24L25 58H27V59H25L24 57H21ZM31 56V57H30ZM58 56V57H57ZM61 57V59H60V57ZM93 56V57H92ZM130 56L128 57V58H130ZM133 56V57H134ZM181 56V55H180ZM82 57V58H81ZM120 57H121V59H120ZM192 57H195V58H197V60L195 59V58H193L194 60L193 61H191L192 59ZM21 58H23L24 59V64L26 65H24L23 64V59H21ZM40 58V59H39ZM42 58V59H41ZM47 58V59H46ZM48 58H50V61H49V59ZM84 58V59H83ZM96 58V59H95ZM110 58V59H109ZM188 58L190 59V60H188ZM2 59V60H1ZM4 59V60H3ZM30 59V60H29ZM44 59V60H43ZM46 59V60H45ZM121 60V61H119V60ZM126 59H127V57H126ZM131 59V58H130ZM134 61H137V59L134 57ZM167 59V58H166ZM166 59H164V60H166ZM22 60V61H21ZM43 60V61H42ZM82 60V61H81ZM109 62H108V61ZM195 60L198 62V66L196 65L197 63L195 62ZM3 61V62H2ZM12 61V62H11ZM21 61V62H20ZM31 61H32V63L33 64H31ZM35 61V62H34ZM49 61V62H48ZM55 61V62H54ZM81 61V62H80ZM190 63H189V62ZM6 64H5V63ZM11 62V63H10ZM16 62V63H15ZM20 62V63H19ZM27 62H28V65H27ZM46 64H45V63ZM77 62H79V63H77ZM86 62H88V63H86ZM98 62V63H97ZM161 62V63H160ZM159 63H160V66L159 67H156L157 69H154L153 67L151 68V70H154V72H156L157 73V71H159L160 70V67H162L161 65H162V62H163V60L162 61H160ZM185 62V63H184ZM206 62V61H205ZM38 63V64H37ZM42 63H43V65H42ZM56 63H58V64H56ZM61 63V64H60ZM70 63H72V64H70ZM164 63V62H163ZM193 63H196L195 65H192ZM207 63V62H206ZM19 64H21L22 66L20 67V65ZM35 64V66L36 65H38V66H36V67H39L38 69L35 67V66H32V67H30L31 65H34ZM81 66H80V65ZM188 64H190V65H188ZM42 65V66H41ZM71 65H73V66H71ZM79 65V66H78ZM206 65V64H205ZM15 66V67H14ZM18 66V68H17V71L15 70L16 69V67ZM25 66V67H24ZM51 66H53V67H51ZM71 68H70V67ZM76 66V68H74ZM83 66V67H82ZM158 66V65H157ZM193 66L195 67V66H197V67H195V69L193 68ZM20 67V68H19ZM35 67V68H34ZM56 67V68H55ZM171 67V68H170ZM225 67H227V65H225L223 68L225 69H223V71L224 72H227L228 71V67L227 68H225ZM8 68V69H7ZM30 68H31V70H30ZM34 68V69H33ZM68 68H70V69H68ZM78 68H80V69H78ZM3 69V70H2ZM12 69V70H11ZM20 69V70H19ZM24 69V70H23ZM45 71H44V70ZM75 69H76V71H75ZM81 69H84V70H81ZM165 69V68H164ZM173 69V66H169V68L168 69H166L167 71L169 70V71H171ZM207 69H208V71H209V68L207 67ZM206 69V70H207ZM215 69V68H214ZM222 69V68H221ZM6 72H5V71ZM23 72H22V71ZM27 70V71H26ZM38 70V71H37ZM49 70H50V72H49ZM56 70V71H55ZM60 70V71H59ZM150 70V71H151ZM155 70H157V71H155ZM227 70V71H226ZM20 72V74L18 73L17 74V72ZM25 71V72H24ZM33 73H32V72ZM63 71V72H62ZM67 71V72H66ZM73 71H74V73H73ZM166 71V72H167ZM13 72V73H12ZM22 72V73H21ZM58 72V73H57ZM65 72V73H64ZM73 74H72V73ZM84 72V73H83ZM153 72V73H154ZM165 71H164V74L166 73ZM4 73V74H3ZM6 73V74H5ZM12 73V74H11ZM30 73H32V74H30ZM52 73V74H51ZM61 73V74H60ZM69 73H70V76H69ZM82 73V75H83V77H82V75H80ZM151 73H152V71H151ZM156 73H154L153 75H151L152 76V79L151 80H154L155 78H157L156 76H158ZM28 74V75H27ZM35 74V75H34ZM40 74V76H38ZM42 74H43V77H42ZM44 74H46V75H44ZM48 74V75H47ZM50 74V75H49ZM155 74H156V76H155ZM193 74H195V75H193ZM3 75H5V76H3ZM51 75H52V77H51ZM72 75H74L75 77L77 76L80 80V82H78V78H75L74 76H72ZM193 75V76H192ZM3 78H2V77ZM7 76V77H6ZM20 76V77H19ZM36 76V77H35ZM48 76H49V78H48ZM61 76V77H60ZM154 76V77H153ZM18 77V78H17ZM26 77H27V79H26ZM30 77H31V82H33V86L34 87H32V83L30 82ZM41 77V78H40ZM46 77V78H45ZM54 77H56V78H54ZM72 77V78H71ZM20 78V79H19ZM32 78H34V79H32ZM41 79V82L43 81V79H47V80H44L45 81V83H44V81H43V83L44 84H42L41 82H40V79ZM53 78V79H52ZM60 78V79H59ZM67 78V79H66ZM74 78V79H73ZM83 80H82V79ZM89 78V79H88ZM151 78V77H150ZM195 78V77H194ZM3 79V80H2ZM39 79V80H38ZM58 79V80H57ZM69 79V80H68ZM75 79H77V80H75ZM158 79V78H157ZM5 80V81H4ZM26 81V83H24L25 81ZM33 80V81H32ZM66 80V81H65ZM70 80H74V82L73 81H71L70 82ZM194 80V79H193ZM192 80V81H193ZM11 83H10V82ZM16 81H18V82H16ZM46 81H47V84H46ZM57 81V82H56ZM69 81V82H68ZM16 82V84H15V86H17L16 88L14 87V83ZM27 82H29V84L27 83ZM36 82H38V83H36ZM50 82V83H49ZM68 82V83H67ZM76 82H77V84H76ZM89 82V83H88ZM19 83V84H18ZM22 85H21V84ZM23 83H24V85H23ZM68 84V85H66V84ZM80 83V85H78ZM11 84V85H10ZM26 84V85H25ZM30 84H31V88H33V89H31L30 88ZM38 84H39V86L41 87V88H43V89H41L40 88V90L38 89L39 88V86H38ZM52 84V85H51ZM58 86H57V85ZM72 84V85H71ZM75 84V85H74ZM7 85V86H6ZM8 85H9V87H8ZM20 85V86H19ZM46 85V86H45ZM48 85V86H47ZM54 85V86H53ZM73 86V87H71V86ZM1 86H2V88H1ZM11 86V87H10ZM13 86V87H12ZM21 86H24V88L23 87H21ZM38 86V87H37ZM44 86V87H43ZM64 86V87H63ZM66 86V87H65ZM68 86V87H67ZM77 86H80L79 88H77ZM89 86V87H88ZM6 87V88H5ZM37 87V88H36ZM48 88V91L46 90L47 88ZM52 87H56V89H54V88H52ZM64 89H63V88ZM78 89H76V88ZM4 88V89H3ZM8 88V89H7ZM10 88V89H9ZM50 88L52 89V90H50ZM59 88V89H58ZM67 88V89H66ZM4 91H3V90ZM14 89H15V91H14ZM20 89H21V91H20ZM23 89V90H22ZM27 89H29V90H27ZM35 89H37V90H35ZM44 89H45V94L46 95H48L47 97H46V95H44V93H40V92H44ZM71 89H73V91L71 90ZM75 89V90H74ZM39 90V91H38ZM54 90V91H53ZM67 91V93L68 94H66V91ZM77 90V91H76ZM8 91H9V93L10 92H12V93H10V94H8ZM22 91H23V93H22ZM24 91H25V93H26V97H25V93H24ZM27 91V92H26ZM28 91H29V94H31V96L33 97H31L29 94H28ZM34 91V93H33V95H32V93L31 92H33ZM35 91H38L40 94H42L41 96L40 95H38V92L36 93ZM52 91V93H50ZM62 91H64L65 93H63ZM15 92H17V93H15ZM48 92V93H47ZM53 92H55V93H53ZM58 92V93H57ZM65 94L66 95V97L62 94ZM79 92V93H78ZM2 93H4V94H2ZM14 93V94H13ZM19 93V94H18ZM60 93L62 94V95H60ZM77 93V94H76ZM10 95V97H12V96H14V98H9V96L8 95ZM37 94V95H36ZM51 94V95H50ZM52 94H54V95H52ZM5 95V96H4ZM12 95V96H11ZM15 95H16V97H15ZM19 95H20V97H22V98H20L19 97ZM57 95V96H56ZM77 95V96H76ZM25 97V99H24V97ZM38 96V97H37ZM42 98V100H40L41 98ZM49 96H51V97H49ZM56 96V97H55ZM58 96H60L62 99L60 100V97H58ZM75 96V97H74ZM5 97V99H3ZM17 97H19V98H17ZM28 97V98H27ZM57 98V100L55 99V98ZM6 98H9V100L8 99H6ZM16 98V99H15ZM30 98V99H29ZM31 98H32V100H31ZM36 98V99H35ZM58 98H59V100H60V102L61 103H59V101H58ZM67 98V99H66ZM10 99H11V101H10ZM18 99V100H17ZM19 99H23V101H21L20 100V102L21 103H19ZM48 99V100H47ZM51 101H50V100ZM64 99H66V100H64ZM5 102H4V101ZM7 100V101H6ZM15 100H17L16 101V106L14 105V107H13V105L12 104H15ZM24 100H25V102H24ZM36 100H38V102L40 103L41 101V104H39V103H37V101ZM54 100V101H53ZM72 100V101H71ZM74 100V101H73ZM35 102V103H32V102ZM44 101V102H43ZM47 101L49 102V103H47ZM58 101V102H57ZM62 101H63V105H62ZM66 101H68L69 103H71V105L69 104L68 105V102H66ZM10 102H11V105H9L10 104ZM22 102H24V104L22 103ZM30 103V106H28L29 104L28 103ZM52 102H55V104L54 105H52L53 103ZM82 102V103H81ZM9 103V104H8ZM19 103V104H18ZM34 104V105H32V104ZM42 103H44L43 105H42ZM56 103H59V104H57V105H59V110L60 109H62V111L60 112L59 110H58V106L56 105ZM67 103V104H66ZM6 104V105H5ZM37 104V105H36ZM50 105V108L52 107V109L54 110V112H53V110H50L49 112H51L50 114L48 113V112H46L47 111V109L49 108V105ZM8 105V106H7ZM21 105V106H20ZM26 106V108L27 109H25V108H22V107H25ZM41 105V106H40ZM52 105V106H51ZM55 105H56V107H55ZM67 105V106H66ZM32 106H33V108L35 109H33L32 108ZM44 107V108H41V107ZM48 106V108H46V107ZM62 106V107H61ZM4 107H8L9 109H7L6 108V110L9 112V114L7 113V111L5 110V108ZM10 107H12L11 108V110H10ZM18 107H21L22 109H18L17 110V108ZM29 107V108H28ZM68 107V108H67ZM73 107V108H72ZM55 108V109H54ZM14 109H16L17 111H14ZM37 109V110H36ZM65 109H68V110H65ZM2 110H4V111H6V113L4 112V111H2ZM10 110V111H9ZM25 112H23V111ZM29 110V111H28ZM32 110V111H31ZM40 110V111H39ZM42 110H43V112L45 111L46 112V116H42V115H44L43 114V112H42ZM59 111L60 113H62V112H64L63 113V115H65V116H63L62 114H61V116H63V118L64 117H66L67 116V120L66 119H64V121L66 120V123H64V124H61L62 125V127H59V122H57L58 120H57V116H58V114L60 115V113L59 112H57V111ZM2 111V112H1ZM37 113H36V112ZM55 111H56V116L55 115H53L54 113H55ZM11 112H13V113H11ZM17 112V114H15V113ZM20 112V113H19ZM32 113L31 115L29 114V113ZM39 112H41V117H44L43 119L41 118V117H39L40 115H39ZM2 113H4V114H2ZM11 113V114H10ZM22 113H24L23 115H22ZM36 113V114H35ZM48 113V114H47ZM20 114V115H19ZM29 114V115H28ZM33 114L34 115H36L37 116V118H36V116H33ZM7 115V116H6ZM10 115H11V120H9V121H6V120H8L9 119V117H10ZM18 116V118L19 117H21V115H22V118H19L20 119V121L18 122V124L20 123V127H18L19 125L17 124V116ZM47 115L49 116V117H47ZM50 115H52V116H55V117H51ZM70 115V116H69ZM72 115V116H71ZM9 116V117H8ZM27 116V117H26ZM32 118H31V117ZM61 116L59 117L60 119H61ZM5 117V118H4ZM14 119H13V118ZM24 117V118H23ZM25 117H26V119H25ZM33 117H35V118H33ZM50 117H51V119H50ZM3 118H4V120H3ZM8 118V119H7ZM49 120H52V119H55V120H52V121H49V122H47L48 121V119ZM13 119V120H12ZM16 119V120H15ZM23 119V120H22ZM28 119H29V122H27L28 121ZM31 119H34V121L33 120H31ZM46 120V121H42V120ZM59 119V120H60ZM14 120H15V122H14ZM24 120H26V122H23ZM38 120V121H37ZM41 120V124L40 125H38V123H40L39 121ZM57 120V121H56ZM70 120V121H69ZM1 121H3V122H1ZM4 121L6 122V123H4ZM36 121V123H34L33 124V122H35ZM54 121H56V124L57 125H53V126H51L52 124L51 123H53ZM63 121V120H62ZM7 122H11L10 124H8V126H7ZM16 123V124H14V123ZM21 122H23V123H21ZM38 122V123H37ZM46 122L48 123L47 125H49V126H51V128L49 127V126H47V128L49 127L50 128V130H52V128H55V130L53 129V131H51L52 132V134H50L51 132H49L50 130L48 129V131H47V128L45 129V127H43V126H46ZM28 123H32L31 125H32V127L30 126V124H28ZM43 123V124H42ZM55 123V122H54ZM63 123V122H62ZM67 123H69L68 125H67ZM12 124H14V125H12ZM24 124V125H23ZM26 124V125H25ZM27 124H28V127H27ZM36 124V125H35ZM7 126V128H6V126ZM13 126V128H11V126ZM23 125V126H22ZM38 125V126H37ZM60 125V126H61ZM15 126V127H14ZM16 126H17V128H16ZM54 126H56V127H54ZM24 127H26V128H24ZM33 128V129H31V128ZM37 129H36V128ZM40 127H42V130H44L45 131V133H46V131H47V134H48V136L45 134L44 135V131H42L41 132V134L39 133L40 131L39 130H41V128ZM3 128H4V132H3ZM7 130H6V129ZM12 129V131L10 130V129ZM15 128H16V130H15ZM19 128H21V130H23V131H19ZM40 128V129H39ZM44 128V129H43ZM59 128H63V129H59ZM9 129V130H8ZM14 129V130H13ZM28 129H30V130H28ZM36 131H35V130ZM57 129V130H56ZM59 130V131H58ZM62 130V131H61ZM11 131V132H10ZM14 131V132H13ZM25 131H26V133H25ZM31 131H33L34 133L35 132H37L36 134H37V137H35V135H34V133L32 132L31 133ZM57 131H58V133H57ZM61 131V132H60ZM6 132H7V134H6ZM15 132H18L17 134H21V136H24V137H22L21 138V136H17L16 135V133ZM11 133V134H10ZM15 133V134H14ZM27 133H28V135H27ZM55 133V134H54ZM9 134V135H8ZM23 134V135H22ZM29 134H31V135H29ZM33 134V135H32ZM50 134V135H49ZM63 134V135H62ZM5 135H6V138H5ZM10 135H12V137H9ZM13 135H15V136H13ZM39 135H41V137H38ZM43 135H44V137H43ZM28 136H29V138L31 137V136H34V137H31L32 138V141H31V139H29L28 138ZM46 136V137H45ZM51 136H52V138H51ZM18 137H20V138H18ZM49 137H50V139H53V142H54V144H56V146L55 145H52V140H48L49 139ZM12 140H11V139ZM14 138V139H13ZM40 138V139H39ZM21 139H22V141H21ZM37 139V140H36ZM43 139H45V140H43ZM16 140H18V141H16ZM27 140V141H26ZM30 140V141H29ZM46 141V142H48V144L45 142V144L47 145V147H45L46 145L45 144H43L44 142H38V141ZM13 143H12V142ZM16 143H15V142ZM24 141H26V142H24ZM35 141H36V143H35ZM51 141V142H50ZM6 142H9L10 143V145L13 147H11V146H9V144L7 143L6 144ZM22 142V143H21ZM26 144H24V143ZM29 142H31V143H29ZM29 143V144H28ZM4 146H3V145ZM14 144L16 145L17 144V147L15 146L14 147ZM22 144H24L25 146H27V147H25L24 145H22ZM33 144V145H32ZM36 144V146H37V144H38V146L36 147H34V145ZM41 144V145H40ZM51 144V145H50ZM8 145V146H7ZM21 145V146H20ZM31 147H30V146ZM45 145V146H44ZM24 148H23V147ZM32 146H33V149H32ZM55 146V147H54ZM9 147H11V148H8ZM45 147V151L43 150V148ZM16 150H15V149ZM19 148V150H17ZM57 148V149H56ZM12 149V150H11ZM25 149V150H24ZM29 149H31V150H29ZM52 149H54L53 151H52ZM16 151V155H15V151ZM49 150V151H48ZM11 151H13V153L11 152ZM47 151V152H46ZM20 152V153H19ZM50 152H53V153H50ZM8 153H11L12 154V156L13 155H15L14 157H11V156H7V154ZM4 154H5V156H4ZM11 154H9V155H11ZM49 154V155H48ZM23 155L25 156V154L23 153ZM7 156V157H6ZM16 156H17V158L19 157V159H17L16 158ZM54 157H56V156H54ZM47 158V159H46ZM54 160H53V159ZM23 159H25L24 157H23ZM6 160V159H5ZM14 160V161H15ZM22 160V159H21ZM6 162V161H5ZM2 163V164H1ZM49 165H50V163H48ZM47 164V165H48ZM2 166V167H1ZM48 167V169L50 170L52 167H49V166H47ZM47 169V172L49 171ZM4 171V173H6L5 175H3V171ZM52 170V169H51ZM51 172L52 171H50V172H48L47 174H51ZM25 174L24 175H26V172H24ZM23 174V173H22ZM21 174V175H22ZM1 175H3L2 177H1ZM7 175V176H6ZM10 175H11V177H10ZM7 177L8 178V176H9V179H7V178H5V177ZM41 176H43L44 177V175H40V177H39V175L37 176V177H39V178H42V182H45L44 180H45V178H43V177H41ZM4 177V178H3ZM36 177V178H37ZM17 178V177H16ZM15 178V179H16ZM39 178H37L36 179V181L38 182V179ZM4 179V180H3ZM21 180H22V178H20ZM19 179V180H20ZM6 180V181H5ZM40 181V180H39ZM41 182V181H40ZM18 183V182H17ZM15 184V183H13V185H7V184H0V189H1V191L3 192V194L1 193V191H0V198H2V196H3V198L0 200V203L2 202V201H4V202H2L1 204H0V212H1V214H0V247H1V249L2 250H0V264H14V262H16L15 264H18L19 262V264H31V262H33L32 264H44V260H46V259H48V260H46L47 261V264L48 263H51V264H70V262L72 261V263L71 264H98V262H99V264L101 263V264H118V263H120V264H122L123 262H125V264L127 263V264H136V263H138L139 262V264H144V263H146V264H153V262H154V264H183V262H184V264H188V262H189V264H196V262H198V259H200V261L199 262H201V264L203 263V264H214L215 263V260L216 261H218L219 260V262L217 263L216 262V264H219L220 262V264H234L235 262H234V260H231L232 259V257H231V259H230V257L229 256H231L230 255V253L227 251V250H224L225 249V246H227L226 244L229 242V241H232V239L230 240L229 238H230V235L228 236L227 234H226V237L225 236H223V238L225 237V241L222 239V237H221V235L219 234V227H218V225H212V224H210L209 223V225H208V223H207V225L208 226H206V224L204 223L205 221H204V219L206 220V217H204V219L203 218H201L202 216H204V215H202V216H200V215H198V216H196L194 219H193V221L191 220V221H189L190 223H187V225L189 226H191V223L192 222H194V223H196V224H194V223H192V226H191V229L192 230H195V232L193 233L192 232V234L193 235H195L194 237L196 238V240H195V238L193 237V236H191L190 234H191V230H190V226L188 227L187 225H185L184 226V228H183V230L180 232V236L178 237V243L176 242V244H175V248H174V246H173V248L171 249H169V248H166L165 246H164V243H163V239H161V238H157L156 236H157V234H159L158 232H157V234H156V226H153V224H149V223H143L144 224V227L143 228H140V227H142V225L140 226V224L139 225H137L136 223L134 224V223H127V221H129L126 217H125V215L127 216V213L126 212H123V217H120V218H122V219H124V222H123V226L124 227H122V226H120L119 228H115L116 229V231H115V229H114V227L113 228H111V225L109 226L108 224H114V222H113V220L115 219V218H117V216H119V214H117V212L118 213H120V211H118L119 209V207H116V205L114 204L116 201H114V203L111 201V202H109V204H108V206H104L102 209H101V211L103 212H101L100 211V209L99 210H97L96 211V208H93V211H91V209H90V211L92 212L91 214L92 215H94L93 214V212H95L96 211V213L95 214H97V215H101V217H98L97 215H96V217L95 218H102V219H97V220H94V217L92 216V218H91V220L90 221H87V223H86V220H85V222H84V220L83 219H86V217L84 218V216L86 215V213H85V215H84V213H82V211H81V215L79 214V212L77 211V214H76V217L74 218V212L75 211H72L71 212V210H66V211H68V212H66L65 211V218H64V220L66 219H69V220H63L62 222L61 221H59L57 218H56V214H54L55 213V211H54V213H52V211H53V208L52 209H49V208H45V209H43V207H41V206H39V208H38V205H37V209L39 210V212H38V210H32L33 209V205H32V199H34V197L31 195V199L30 198H28L29 196H25L26 194H24L22 197H21V195L23 194V193H25V189L24 188H26V186L28 187V186H30V184H28V185H26V186H24V188L23 187H21V190L23 191H21V190H19V189H17V187H19L18 186V184ZM15 184V185H14ZM34 184V183H33ZM33 184H31V186L33 185ZM2 185H4V186H2ZM7 186V190H6V186ZM2 186V187H1ZM13 186L17 189L16 190V193H15V188L13 189ZM46 185H44V183H42L41 184V188H43L45 191H46V188L48 189V187L46 186ZM11 187V188H10ZM45 187V188H44ZM3 188H5V189H3ZM23 188V189H22ZM3 189V190H2ZM9 189H11V191H9ZM12 189H13V191H12ZM5 190H6V192H5ZM18 190H19V192L21 193H19L18 194ZM61 190V189H60ZM60 190H59V188H57L56 189V191H55V193L57 192V191H59L60 192ZM8 191L9 192H13V193H8ZM32 192H34V191H32ZM47 192V191H46ZM78 192V191H77ZM77 192L76 191H69V192H67V193H64L65 194V196L66 197H64V198H66L68 201H67V204H71V203H68V202H71V196H72V198L74 199V198H77V197H79L80 196V192H78V194H79V196H78V194H77ZM7 195H6V194ZM58 193V192H57ZM60 193H62V190H61V192ZM59 193V194H60ZM74 193H76V195L74 194ZM91 193H93V192H91ZM94 193H98L99 194V196H100V193L98 192V191H95ZM9 194H11V195H9ZM15 194V195H14ZM68 194H70V196H68ZM96 194H94V195H96ZM98 194H97V196H93V197H91V194H90V198H93V199H95V198H98ZM4 195H5V197H4ZM12 195H14V196H18L17 198H15L14 196H13V198H12ZM37 195H40L39 193H37ZM75 195V196H74ZM93 195V194H92ZM67 196H68V198H67ZM11 197V199L9 200V198ZM24 197H26V198H24ZM40 197V196H39ZM46 197H48V195L46 196ZM19 198V199H18ZM28 198V199H27ZM4 199H6V200H4ZM14 199V200H13ZM16 199H18V200H16ZM22 199H24V201L22 200ZM28 201H27V200ZM48 199V198H47ZM11 200H12V202H11ZM29 200L31 201L30 203H29ZM6 201V202H5ZM11 202V204H10V202ZM15 201V202H14ZM18 201V202H17ZM119 201V200H118ZM9 202V203H8ZM19 202H20V204H19ZM21 202H23V203H21ZM27 202V203H26ZM119 202H121V201H119ZM4 203H6L5 205H3ZM8 203V204H7ZM24 203H25V206H26V208L24 207ZM117 203V202H116ZM10 204V206H8ZM14 204V205H13ZM21 204L23 205V206H21ZM113 204V205H112ZM7 205V206H6ZM27 205L29 206V207H27ZM31 205V206H30ZM5 206V207H4ZM13 206V207H12ZM14 206H16V209H15V207ZM8 207H10V208H8ZM21 207H23L22 209L23 210H21L20 208ZM111 207V208H110ZM1 208H2V210H1ZM3 208H4V210L6 211V213L9 211L10 213H7V215H6V213L4 212V210H3ZM14 208V209H13ZM108 208V209H107ZM7 209H9V210H7ZM29 209H31L32 210V212H31V210H29ZM49 209V213H50V215H49V213H47L46 214V212H47V210ZM105 209H107V210H105ZM28 210V211H27ZM44 210H46L45 212H44ZM51 210V211H50ZM110 210V211H109ZM112 210H113V212H112ZM12 211V212H11ZM14 211V212H13ZM19 211V212H18ZM22 211V212H21ZM38 213H37V212ZM104 211H106V212H108V214H106V212H104ZM4 212V213H3ZM21 212V213H20ZM30 212V213H29ZM43 212V213H42ZM56 212H57V214L59 213V212H61L60 210H56ZM72 213V215H71V213ZM97 212H99V213H97ZM109 212H110V214L111 213H113V214H109ZM114 212H115V214H114ZM2 213L4 214V216L2 215ZM16 213V214H15ZM69 213V214H68ZM88 213H90V212H88ZM100 213H102V214H100ZM21 214V215H20ZM27 214H28V216H27ZM32 214H34V215H32ZM36 214H38V216L36 215ZM55 215L53 218H56L55 220H54V222H53V218H51L53 215ZM68 214V215H67ZM78 214L80 215L79 216V218L81 219V220H78V221H76V219L78 218ZM104 214H105V216H104ZM11 215L14 217V215L16 216V217H11ZM44 215H49V217H46V216H44ZM69 215L72 217H69ZM103 215V216H102ZM111 217H113L114 216V218H110V216ZM113 215V216H112ZM9 216V217H8ZM32 216H34V217H32ZM42 216V217H41ZM83 216V218H81ZM106 216H108V217H106ZM206 216V215H205ZM25 217V218H24ZM28 217H31V219L30 218H28ZM47 219H46V218ZM67 217V218H66ZM103 217H105L104 219H105V223L103 222V224H102V221H103ZM197 217H200L199 218V220H198V218ZM2 218L3 219H5V220H2ZM13 218V219H12ZM15 218H17V219H15ZM27 218V219H26ZM36 218H37V220H38V223L37 222H34L35 220H36ZM78 218V219H79ZM107 218V219H106ZM197 218V219H196ZM16 221H15V220ZM22 219V220H21ZM30 219V220H29ZM33 219V220H32ZM42 219V220H41ZM48 219H49V221L52 223L53 222V224L55 223V221L57 220V223H55V225H56V227H54L53 226V224H51V223H48L47 224V222H49L48 221ZM71 219H72V221H71ZM75 219V222H77L78 223V226H77V224H75L74 222H73V220ZM93 219V220H92ZM127 219V221H125ZM11 220V221H10ZM32 220V221H31ZM36 220V221H37ZM52 220V221H51ZM98 220L100 221V223H98ZM106 220H107V225H106ZM108 220H112L110 223H108L109 221ZM197 220V221H196ZM200 220H202V222L200 221ZM6 221H9V223L8 222H6ZM13 221H14V224L15 225H13ZM25 221V222H24ZM27 221H30V222H27ZM92 221V222H91ZM94 221V222H93ZM11 222V223H10ZM31 222H33V223H31ZM41 222H43V224L41 223ZM59 222H60V225H59ZM67 224H66V223ZM69 222V223H68ZM72 222V224H70ZM79 222H80V225H79ZM84 222V223H83ZM96 222L98 223V224H96ZM200 222V223H199ZM31 223V224H30ZM40 223H41V225H40ZM46 223V224H45ZM64 223V224H63ZM87 224V225H81V224ZM89 223V224H88ZM94 224V225H91V227H89L90 226V224ZM126 223H127V225H126ZM201 224L203 227H199L200 225H197V224ZM22 224V225H21ZM35 224H37V225H35ZM45 224V225H44ZM52 226H51V225ZM99 224H101L100 226V230L102 231V232H99V229L98 228H96L97 226L99 227ZM132 224H134V225H132ZM193 224H194V226H193ZM204 224H205V226H206V230H205V226H204ZM35 225V226H34ZM65 226V228L63 227V226ZM66 225H67V229L69 230V231H67L66 230ZM68 225H69V227H68ZM72 225V227L74 228L73 230H72V228L70 227ZM75 225H76V227H75ZM125 225H126V227H125ZM130 227H129V226ZM152 225V226H151ZM195 225H197L198 227L195 229ZM18 226V227H17ZM34 228H33V227ZM38 226V227H37ZM51 226V227H50ZM61 226V227H60ZM80 226V227H79ZM85 227V229L87 230H89L90 228H93V231L96 233H94L92 230L90 231L89 230V232H91V233H89L88 232V230H87V232L89 233V234H87V232H86V230L84 231V227ZM96 226V227H95ZM103 226H105V228H108V230L107 229H105V228H102ZM132 226V227H131ZM16 227V228H15ZM22 227V228H21ZM35 227H36V229H35ZM48 227V228H47ZM59 228V230L57 229V231H56V229H54V228ZM64 229H63V228ZM87 227H89V228H87ZM148 227V228H147ZM149 227H151L150 229H149ZM194 229H193V228ZM207 227H208V229H207ZM210 227V228H209ZM213 227V228H212ZM215 227V228H214ZM24 228V229H23ZM29 228H30V230L31 231H29ZM32 228H33V230H32ZM37 228H39V229H37ZM45 228V229H44ZM47 228V229H46ZM54 231V232H52V231H50L49 232V230H51V229ZM71 228V229H70ZM77 228V229H76ZM102 228V229H101ZM153 228V229H152ZM204 228V229H203ZM230 227H228V229H229ZM22 229V230H21ZM26 229V230H25ZM49 229V230H48ZM111 229H114V232H111V231H113V230H111ZM121 229V230H120ZM133 229V231H132V233L131 232H129V231H131V230ZM134 229H136L137 230V232H136V230H135V232H134ZM149 229V230H148ZM154 229H155V231H154ZM200 229L202 230L201 232H200ZM27 230H28V232H27ZM34 230H35V232H34ZM45 230H47L48 231V233H47V231L45 232ZM63 230V231H62ZM76 230H77V232H79V230H82V231H84V232H81L80 231V235H79V237H78V235L76 234ZM96 230V231H95ZM118 230H120V231H118ZM123 230V231H122ZM128 230V231H127ZM148 230V231H147ZM152 230V231H151ZM187 231V234H186V231ZM211 230H213V231H211ZM216 230H217V232H216ZM3 231V232H2ZM7 232V234H6V232ZM22 231V232H21ZM38 231V232H37ZM44 231V232H43ZM98 231V232H97ZM118 231V232H117ZM126 231V232H125ZM138 231H142L141 232V234H139L140 232H138ZM151 231V232H150ZM183 231H185V234H184V232ZM197 231V232H196ZM205 231V232H204ZM207 231H210L209 232V234H211V233H213V234H211V236L209 235H207L208 233H207ZM215 231V232H214ZM2 232V233H1ZM24 232V233H23ZM32 232H34V233H32ZM57 234H56V233ZM58 232H59V236H58ZM66 232H70V233H72V232H74V234H72V235H70V233L68 234V236L65 234ZM86 232V233H85ZM93 232V233H92ZM107 232H108V235H107ZM116 232V233H115ZM127 232L129 233V234H127ZM134 232V233H133ZM155 234H154V233ZM200 232V237H199V235L197 236L196 235V233L198 234ZM202 232H203V235H202ZM10 233V234H9ZM24 234V236H23V234ZM32 234V236H28V234ZM38 233H41L40 234V236H39V234ZM54 233V234H53ZM83 233H85V234H87V235H82ZM97 233L99 234L98 236H97ZM102 233H104L103 235H102ZM115 233V235L116 234H118V236H115V235H113ZM130 233H131V235H130ZM136 233V235H135V237H132V235L134 236V234ZM190 233V234H189ZM207 233V234H206ZM215 233V234H214ZM6 234V235H5ZM8 234H9V236H8ZM26 234H27V236H26ZM34 234H36V235H38V237L36 236V235H34ZM47 234V236H48V238H47V236H45ZM48 234H51V235H53V236H51L50 235V237H52L51 238V241H50V237H49V235ZM62 234H64L65 236H67V238L64 236V235H62ZM92 234V235H91ZM95 234V235H94ZM218 234V235H217ZM225 234V233H224ZM23 237H22V236ZM34 235V236H33ZM44 235V236H43ZM56 235H57V237H56ZM62 235V236H61ZM70 235V236H69ZM109 235H111V236H109ZM122 235V236H121ZM141 235V236H140ZM202 235V236H201ZM218 237V239L220 238V240L219 241H217L218 239L215 237ZM4 238H3V237ZM7 236V237H6ZM11 236V238H9ZM18 236V237H17ZM41 236H42V238H41ZM74 237V239H73V237ZM85 236H87V237H85ZM96 236V238H94ZM100 236H102V237H100ZM109 236V237H108ZM125 236H127L128 238H125ZM143 236V237H142ZM165 237H167L168 235L167 234H165L164 235ZM183 236H185V238H182ZM189 236H190V238H189ZM206 236V237H205ZM228 236V237H227ZM32 237V238H31ZM44 237V238H43ZM59 237H62V238H60L59 240H58V238ZM63 237H65V238H63ZM91 237V238H90ZM107 237H108V239H107ZM113 239H112V238ZM116 237V238H115ZM201 237H202V241L204 242H202L201 241ZM207 237H209V238H207ZM210 237L212 238L213 237V240H214V242H212L213 240L212 239H210ZM32 239V240H30V239ZM37 238V241L36 242H38V244L36 245L35 243V239ZM46 238H47V240H46ZM79 238H82V241L84 240V239H86V240H84L83 242L81 241V239H79ZM88 238V239H87ZM118 238H122L124 241H126V243H125V247L127 248V245H129V248H130V246H132L133 247V251H134V254H133V252L131 253V250H126L125 251V247H124V250H123V248H121V247H123L124 246V241L122 240V239H119L118 240ZM135 239V241L133 240V239ZM136 238H138V239H136ZM140 238H141V241H140ZM142 238H145V239H142ZM156 238V239H155ZM188 238H189V240L190 241H192L193 243L196 241V244H198L199 246H196V244L194 243V245L197 247H193V249L194 248H196V249H194V250H196L195 252H199L198 251V248H199V250H200V248H201V245H202V247H204V244H205V246H207V248H208V250H210V251H208L207 250V252H210V255H209V253H208V256H203L205 259H206V261L204 260V259H202V258H198V256L196 255V254H198V253H196L195 254V256H197V258L195 259V258H193L194 257V252L192 253V254H189V253H191L192 252V250L193 249H191L192 247H189L188 245H186V246H184L183 245V243L185 244V242L183 241V242H181L183 239H185V241L186 240H188ZM191 238H193V240L191 239ZM206 238V239H205ZM4 239H7V241L6 240H4ZM10 240V243H11V239H12V241H13V245L11 246V245H9V240ZM26 239V240H25ZM66 239V240H65ZM76 239V240H75ZM91 239H93V240H91ZM95 239V240H94ZM106 239V240H105ZM130 239H132V240H130ZM162 241H161V240ZM182 239V240H181ZM199 239V240H198ZM208 239V240H207ZM209 239H210V241H209ZM4 240V241H3ZM41 240V241H40ZM57 240V241H56ZM89 240L91 241V243L89 242ZM97 240V241H96ZM104 240V241H103ZM110 240H112V241H110ZM115 240V241H114ZM120 240L122 241V243L120 242ZM127 240H129L130 242H131V244L127 241ZM138 240V241H137ZM222 240L224 241V243L222 242ZM24 241V242H23ZM28 241V244L30 245L29 247H31L32 245V247H33V249L32 248H29L28 247V244H26V242ZM29 241L30 242H32L31 244L29 243ZM33 241H34V243H33ZM43 241V242H42ZM47 241H48V243H47ZM60 241H62V242H60ZM86 241H87V244H86ZM100 241V242H99ZM118 241V242H117ZM133 241V242H132ZM137 241V242H136ZM156 241V242H155ZM157 241H159V242H157ZM190 241H188V242H190ZM199 241V242H198ZM200 241H201V243L202 244H200ZM224 244H222L221 242ZM4 244H3V243ZM8 242V244L6 245V243ZM21 244H20V243ZM41 242V243H40ZM51 242V243H50ZM54 242V243H53ZM56 242V243H55ZM64 242V243H63ZM80 244H79V243ZM94 242H97V244L95 243V244H93ZM102 242V243H101ZM109 242V243H108ZM141 242V243H140ZM143 242H145V243H143ZM148 242H150V243H148ZM153 242V243H152ZM222 244V248H221V244ZM2 243V244H1ZM23 243V244H22ZM46 245V243H47V246L45 247V245ZM60 243H61V245H60ZM62 243H63V245H62ZM76 243V244H75ZM83 243V244H82ZM90 243V244H89ZM105 243V244H104ZM112 243V244H111ZM115 243V244H114ZM139 244L138 245V247H137V245L136 244ZM161 243H162V245H161ZM180 243H182V246H180L179 247V245H180ZM192 243V244H193ZM218 243H219V245H218ZM35 244V245H34ZM42 244V246H40ZM54 244V245H53ZM58 244V245H57ZM64 244H67L66 245V247H64L65 245ZM72 244V245H71ZM84 245V247H82V245ZM108 244V245H107ZM119 244V245H118ZM159 244H160V246H162V248L161 247H158L159 246ZM192 244H190L191 246H193ZM213 244V245H212ZM39 245V246H38ZM49 245V246H48ZM79 245V246H78ZM86 245V246H85ZM94 245V246H93ZM98 246V248H97V246ZM99 245H101V247H99ZM106 245V246H105ZM123 245V246H122ZM136 245V246H135ZM142 245V246H141ZM208 245H210L209 247H210V249H209V247H208ZM215 245V248L213 247ZM4 246V247H3ZM7 248H6V247ZM11 246V247H10ZM55 246V247H54ZM77 248H76V247ZM91 246V247H90ZM95 246H96V248H95ZM105 247V250H103L104 249V247ZM112 246V247H111ZM148 246H150V247H148ZM219 246V247H218ZM13 247V249H14V251H12L13 249H11ZM23 247V248H22ZM44 247H45V249H49L50 250V247H51V250L50 251H48L49 252V255H50V257L48 258L47 257V253L48 252H45L46 250H44ZM62 248V250L65 248L66 249V253L63 251H61V248ZM82 247V248H81ZM87 247V248H86ZM91 249H90V248ZM92 247H94V248H92ZM109 247V248H108ZM118 247V248H117ZM137 247V248H136ZM164 247V248H163ZM183 247H189L190 248V252L188 253L189 255H192L193 257H191V259L189 258V257H187L186 258V260L184 259V257H186V256H188V254H185V253H187L188 252V250L187 249H189V248H184V250H187L184 254L186 255H184V254H182V256H180V259L183 257V255H184V257H183V259L182 260H185V261H183L182 262V260H180L179 259V255H178V250H177V248L179 249V248H183ZM212 247V248H211ZM217 247H218V249L219 248H221V249H223V251L221 250V249H219L220 250V252H222L223 253V257H224V259L227 261V259H228V263H226V261H223V263H222V261H220V260H223V257H222V255L220 254V252H219V254H218V251L219 250H217ZM5 248V249H4ZM27 250H26V249ZM41 249L40 251L38 250L37 251V249ZM83 248H85V251L87 250V249H89V250H87L86 252L84 251V253L82 252V249ZM100 248H102V249H100ZM110 248H111V250H110ZM112 248H114V250L112 249ZM120 248V249H119ZM142 248V249H141ZM162 250H161V249ZM205 248V247H204ZM207 248H205V249H207ZM7 249V250H6ZM9 249V250H8ZM24 251H23V250ZM29 249H32V250H29ZM36 249V250H35ZM52 249H53V251H52ZM75 249V250H74ZM92 249H94V250H92ZM136 249L138 250V252H135L136 251ZM139 249H141V250H139ZM152 249V250H151ZM174 249V250H173ZM11 250V251H10ZM36 252H39V253H37V254H39L40 255V253L41 252H43V253H41V257H39L37 254V256L38 257H36V256H34L35 255V251ZM58 250V251H57ZM97 250H98V252H97ZM101 250H103V251H101ZM110 250V251H109ZM164 250V251H163ZM167 250V251H166ZM174 251V253L172 254V251ZM183 250V249H182ZM181 250V251H182ZM193 250V251H194ZM4 251H5V253L7 252V254H5L4 253ZM30 253V254H28V252ZM32 251L33 252H35V253H33L32 254ZM55 251H57V253L55 252ZM61 251V252H60ZM74 251H75V253L77 252V254L75 255V253H74ZM91 251H93L92 253H88V252H91ZM104 251H105V254H104ZM107 251V252H106ZM113 251V252H112ZM123 251H125V252H123ZM142 252V254H141V252ZM143 251L145 252V253H143ZM148 251V252H147ZM206 251V250H205ZM2 252H3V254H2ZM13 253V255H12V253ZM15 252H16V254H15ZM53 252V253H52ZM68 252H70V253H68ZM82 252V253H81ZM100 252V253H99ZM102 252V253H101ZM119 254H118V253ZM124 254H123V253ZM129 252V254H127V256H129V260L126 258L125 260H124V256L123 255H126V253H128ZM151 252V253H150ZM153 252H154V254H153ZM159 252V253H158ZM166 252V253H165ZM169 252V253H168ZM171 252V253H170ZM179 252H180V249H179ZM202 252H203V250H202ZM202 252H199V253H202ZM8 253H10V254H8ZM18 253V254H17ZM52 255H51V254ZM56 253V254H55ZM60 253H61V255H60ZM86 253H88L87 254V257L88 256H90V257H88V258H92V259H90V263L88 262L89 261V259L86 257ZM115 253H117L116 255H117V257H118V255H119V257L121 258H119L118 260L120 261H116L117 260V257H115L116 255H115ZM122 255H121V254ZM136 253V254H135ZM146 253H147V255H146ZM175 253H177V254H175ZM212 253V254H211ZM214 253H216V256H215V254ZM224 253H225V255H224ZM2 254V255H1ZM5 254V255H4ZM62 254H64L63 256H62ZM65 254L66 255H70V256H68V258H67V260L69 261L70 260V262H68L66 259H64V258H66L67 256H65ZM98 254H99V256H98ZM132 254V258L134 259V261L132 260L131 262H130V255ZM149 254V255H148ZM158 255V256H156V255ZM164 254V255H163ZM169 254V255H168ZM170 254H172V255H170ZM203 254V253H202ZM204 254L206 255V253L204 252ZM222 258V259H220V257H218V255ZM227 254V255H226ZM16 255L18 256V257H16ZM19 255H20V257H19ZM33 255V256H32ZM42 255H46L45 256V258L46 259H44V257H42ZM48 255V256H49ZM55 255H56V257H55ZM60 255V256H59ZM78 255V256H77ZM101 255V256H100ZM107 255H108V260H107ZM109 255H110V257H109ZM122 257H121V256ZM134 255H136V256H134ZM229 255V256H228ZM2 256V257H1ZM6 256V257H5ZM12 256V257H11ZM53 256V257H52ZM58 256V257H57ZM92 256V257H91ZM96 256H98V258L96 257ZM102 256H104V257H102ZM112 256H114V258L112 257ZM137 256H139V257H137ZM149 258H148V257ZM152 256V257H151ZM154 256V257H153ZM155 256L157 257L156 259H155ZM213 256H215V258L213 257ZM225 256H228V258H226ZM3 257H4V259H3ZM13 257H14V259H13ZM30 257V258H29ZM60 257V260L62 261V263H61V261L59 260V261H57L58 259H56V258H59ZM72 257V258H71ZM86 257V258H85ZM143 257V258H142ZM199 257H201L200 255H199ZM207 257V258H206ZM217 257V258H216ZM11 258V259H10ZM28 258V259H27ZM34 258H38V259H35L36 261H38V260H40L41 258V261H38V263L34 260ZM40 258V259H39ZM51 258H52V260H51ZM73 258H75L76 260V262L74 261V259ZM111 258V259H110ZM113 258V259H112ZM137 258H138V260H137ZM144 258H145V261H144ZM146 258H147V260H146ZM159 258V259H158ZM242 258V257H241ZM241 258H239V260L237 261V259L238 258H236V264L238 263V264H245L244 263V261H249V262H251V261H253V263H256L258 260H259V262L261 263V264H264V262H262V260H264V258H261V259H254V258H249L250 260H248L247 258L248 257H246V259H245V257L243 258L244 259V261H243V263L241 262ZM6 259H8V261L6 260ZM22 259V260H21ZM57 261V263H56V261ZM97 259V260H96ZM116 259V260H115ZM141 259V260H140ZM156 261H155V260ZM164 259H165V261H164ZM195 260V262H194V260ZM210 259H212L214 262H211L212 260H210ZM233 259H235V257L233 258ZM3 260V261H2ZM9 260H11V263H10V261ZM27 260V261H26ZM65 260V261H64ZM86 260V261H85ZM88 260V261H87ZM102 260H104V262L102 261ZM113 260V261H112ZM178 260L179 261H181L180 263L178 262ZM203 260V261H202ZM208 260V261H207ZM254 260H255V262H254ZM14 261V262H13ZM44 261V262H43ZM53 261V262H52ZM64 261V262H63ZM94 261H96V262H94ZM98 261V262H97ZM112 261V262H111ZM117 263H116V262ZM123 261V262H122ZM128 261H129V263H128ZM152 261V262H151ZM160 261V262H159ZM170 261V262H169ZM186 261H187V263H186ZM2 262V263H1ZM5 262H7V263H5ZM9 262V263H8ZM22 262V263H21ZM40 262H42V263H40ZM109 262V263H108ZM114 262V263H113ZM122 262V263H121ZM191 262V263H190ZM206 262V263H205ZM225 262V263H224ZM259 262H257V264H259ZM46 264V263H45ZM124 264V263H123ZM199 264V263H198ZM246 264H248V263H246ZM250 264V263H249ZM251 264H252V262H251Z\"/></svg>",
  "mask_w": 264,
  "mask_h": 264
}]
</instances>
